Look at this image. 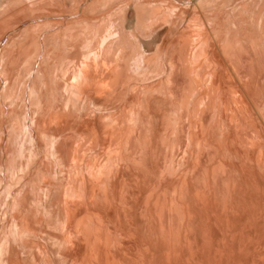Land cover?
Returning <instances> with one entry per match:
<instances>
[{
  "label": "bare ground",
  "instance_id": "obj_1",
  "mask_svg": "<svg viewBox=\"0 0 264 264\" xmlns=\"http://www.w3.org/2000/svg\"><path fill=\"white\" fill-rule=\"evenodd\" d=\"M3 1V3H4V0H2ZM2 1H1V3H2ZM7 1V0H6ZM5 1V2H6ZM9 1H11V0H9ZM8 1V2H9ZM33 1V0H32ZM31 1V4L33 3ZM38 0H36V1H34V2H37ZM40 1V0H39ZM47 1V0H46ZM46 1H45V5H43L44 4V1L41 3V5H43V6H45V7H50V6H52V7H57V9H60L61 11H59V12H54V11H50V12H47L45 9H43L44 11H42L41 13L42 14H39L38 16H36V14L34 15V16H32V13L30 14V15H28V16H24V13H25V8H26V5H27V7L30 5L29 3L28 4H25V3H23V4H21V5H23V7H25L24 9H23V7L22 6H19L20 4L19 3H16V2H19V0H15V3H13V5L15 4V6H13L12 5V7L13 8H9V6H8V10H7V12H9V13H11L10 15H11V17H10V19H9V16L10 15H8L9 13H3V12H0V17H4L5 16V19L4 18H0V21H1V19H4V21L6 20V19H8V20H14V19H17V18H19V16L21 17V15H23V19L21 20V21H19V22H16L15 23V25L11 28V30H10V32H7V33H5V29H8L9 27H8V25H10V23L8 24V22H7V26L5 25V22L4 21H1V22H4V23H2V24H4L6 27H3L4 28V30H3V32L5 33V34H3V33H1V36H0V53H2V52H5L6 54H4L3 55V53H2V57H0V80H3V81H5V83H7V84H9L8 86H10L11 85V83H12V85H13V80L14 79H16V80H18L17 79V75L18 74H20V70L23 68L24 69V67H25V63L26 64H28V62H30L32 59H34V57H36V52L38 51L39 52V50H41V48L43 47L42 46V44H41V42H42V39H44V38H42V35L40 34V33H43L42 31L44 30V27H47V25L49 26H51V24H53V25H58L57 27H55V29H52V32H53V30H56V28H57V31H62V30H59L61 27H62V29H64V32L66 31L67 32V34L68 35H72L71 37H73V34H76V36H74V38H72L71 40V42L69 41V39L68 38H66V40H65V45H66V41L67 42H70L69 44H67L68 45V47H67V49L65 48L66 46L62 43V42H60V43H62L61 45H63V47H61V49H63V50H68V53H69V51H71V53H70V55L66 52V51H63L64 53L66 52V54H68V58H67V55L65 56V54H64V56H60L62 59H63V57L64 58H66V59H68V62H70L69 64L71 65L72 63L71 62H74L72 65H75L74 67L76 68L77 66V73H75V71L73 72L72 70V72H73V78H71V80L74 82V83H76L77 84V86L79 87L80 85H82V83H81V79H82V81H83V83H84V87L82 86V89L81 90H83V92H84V90H85V92L87 93V91H92L93 90V92H94V95H95V97H91L90 95H89V93L88 94H86L85 92V94L86 95H88V99L89 98H92L91 100H90V102L92 103V105H94L93 107L94 108H98L99 106L101 107V106H103V107H105V108H99L101 111H102V109H104V111L106 110H108V111H110L108 108H110L111 107V111H113V107H112V99H113V96H117V97H115L114 99L116 100H118V99H120V100H122V101H125V100H123L124 98L123 97H127L128 96V94H127V92L125 91V93L127 94V96H126V94L124 93V88L126 87V86H128L129 87V84H130V82H128V80H131V79H133V77H140L144 72H145V69L152 63V61L155 59V56H156V54L157 53H159L158 51H156L157 53L155 54V52L153 53L152 52V49H151V51H149V49L147 48V47H149V46H151V44H155L156 45V50H161L160 48H159V46L160 45H158L157 44V40H158V42H159V39H157L158 37H159V33H160V30L159 29H161V28H156V29H154L153 31L151 30V32H148V30L147 29H149L150 30V28H148V27H146V28H143V27H145V24H146V22H147V20H150V19H152L153 17L154 18H156L157 17V15H158V13L160 14L161 12V10L159 11L158 10V4H159V1H157V0H146V1H140V0H127L128 1V3H127V1L125 2V1H123L124 2V4L125 3H127V5H124L123 7H122V9H121V7H119L121 10V12H122V14L121 13H118V14H121V16H122V21H121V19H120V17H115L114 15V17H112L111 18V16H109L108 17V14L112 11V10H110V12L108 13L107 11V13L106 12H103L102 10L104 9L103 7H105V5L103 4L102 6H100L101 4H99L98 5V3H101L102 1H103V3H104V0H79L80 2L79 3H77V5H76V7H75V9L71 12V11H69V12H66L65 13V11H64V8H65V10L66 9H68V8H66V2H68L69 0H63L64 2L63 3H61L60 1V3H58V2H56V3H54V4H52V2H48V4H46ZM74 1V0H73ZM107 1V0H106ZM112 1H115V0H112ZM116 1H119L120 2V0H116ZM122 1V0H121ZM162 2L161 3H163V0H161ZM166 1V0H165ZM169 1V0H168ZM212 0H170V2H169V5H171V6H169V7H171L170 9V12L172 13V15L174 14H176V13H173V11H177V8H182L181 10L179 9L178 11H180L179 12V15H181V17H183L184 15L183 14H185V16H186V18L185 19H188L187 21H193L194 22V25L192 26V27H194V26H196V27H198V26H200L199 28H201L202 30H201V33H206V37H205V34H204V39L205 38H209V37H211V35H212V33H214V32H212V30H214V29H212V28H214V22H215V24H216V21L218 20L216 17H214L213 18V21H211L212 19L211 18H209V19H211L210 21V23L212 24V28H210L209 26V30L211 31H207V28H206V25H208V24H206L207 22H209V19H207V16H205L206 17V19L208 20L207 22H205L204 21V19L202 18V12H204V14H205V12H211L214 8H212V6L214 7V5H212L211 6V3H214V1L213 2H211ZM220 1V0H219ZM223 1V0H222ZM231 1V0H230ZM236 1V0H235ZM239 1V0H238ZM241 1V0H240ZM246 1V0H245ZM252 1V0H251ZM259 1H261V6H262V8H261V10L260 9H258L257 10V8H256V6H255V12H257V11H259V12H257L256 14H258L259 13V17H257L258 19H256L255 17L256 16H254V20H255V22L253 21V23H256V20H258L257 22H258V26H259V29H257V30H260L262 33H259V32H257V30H254V32L256 31L257 33H259V34H257V35H255V34H251V32L250 31H248L247 33H244V32H246V30H249L250 28H248L247 29V27H246V30H245V28H244V30H241L240 32L242 33V34H240V36L241 35H243V33H244V36H241L242 38H241V40H240V38H239V36H236L238 33H237V31L236 30H238V32H239V30H240V28L243 26H238V28L239 29H232V30H234L236 33H233V31L231 32V33H233L232 35H230L228 38H225L223 41H222V46H220V47H215L217 44L214 42V44H215V46H214V44H213V47H211V46H209V47H211V49H213L214 47L215 48H217L216 50L214 49V50H212V51H209L211 54H212V56H213V60H212V63H211V69L209 70V68H208V66L206 67V68H208V70H209V72L207 71V77H208V80H207V82L204 80L205 78V74H204V72H205V69H204V71L201 69V67H196V68H190L189 67V65H187V61H189L190 59H192V58H194L193 56H196L197 55V53H199V50H201L200 48V46L202 45V43L204 42L203 40V38L201 37V39H203L202 41L203 42H201V45L200 44H198L197 42H198V40H200L199 38L197 39V41H195V39L194 38H192L191 37V39H190V36L189 35H184V34H179V37L178 36H175V35H177L176 33L177 32H175V37H178L177 38V41L176 42H173V44H172V46H171V48L170 49H165V48H167L166 46H165V48L163 49V51H162V54L163 55H165V57H167V62H169V64H170V67H171V70H170V72L168 71V73H166L165 75L163 74V76L165 77L164 78V81L166 80V84L168 83L169 84V87H170V89H169V92H170V96H172V100H171V104H170V107H167V109H165L164 111H161L160 110V113L158 112V111H156L157 110V108H156V110H154L155 112H158L157 114L156 113H154V111H153V109H154V104L156 105V106H159V105H157V103L158 102H160L161 101V99H157V101L158 102H156V96H154V98H155V100H154V98H153V100L151 101V99L152 98H150V97H153V96H150L149 98H150V100L149 99H147V97L149 96H147L146 98H144L143 96V98L138 94L140 91H137L136 92V94L135 95H132V96H129V98H128V100L129 99H131V103H130V107L128 106L129 104H127V107H128V109L129 110H131L132 111V117L133 116H135V115H133V111L135 110V111H137V113H140V114H138V115H140L139 117H140V120H139V117L137 116V113H136V118L135 119H137L139 122L138 123H136L137 122V120L135 121V124H138L137 126H136V128H133V129H130V127H127V124H126V117H127V113H128V111H127V109H123L122 108V103L120 102V100H118L120 103H118L119 105H115V103H117L118 101H116L115 102V100H114V103H113V106L116 108V106H121V109H123L122 111H121V109H120V111L119 112H115V114H112V112L110 113H108L109 114V118L110 119H107V121L108 120H111V122H109V124L112 126V131H111V134L108 136V132L107 131H103V134L105 135V137H106V142H107V144L106 145H108L110 142H112V144L114 145V146H112L111 147V149L112 150H110V152L112 151V153H114L115 154V152H113V150H116L117 148H115L114 149V147H115V145H116V143L117 144H119L118 142L119 141H121V140H123V141H125L126 142V147L128 148V151L127 152H129V156L132 158V160L134 159V162H136V160H135V158H136V156H137V154H139V152H140V154L139 155H141V157H142V155L143 154H141V152H143L141 149H143L144 148V150L146 151V150H148L152 155H153V157L154 158H151V157H149V155H147L150 159H154L155 160V169H156V171L158 170V171H160L161 169H162V163H161V161H162V159L164 158V160H169V162H170V165H171V161H173V159L176 157H179V159L180 160H176V163H174L173 164V166L175 165V164H179L177 161H180V162H182L181 161V158L184 160V158L183 157H181L180 158V156L179 155H181L180 154V151L182 152V151H184L189 145H191V146H193V145H195L196 147V149H192L193 151L194 150H196V154L194 155L193 153V155L195 156V160H196V163L194 162V160L192 161V163H194V167H193V164H192V167H190L189 166V159H185V160H188L187 161V163H186V161H184V163L183 164H185L186 163V165L188 164V168H189V170H192V172H191V175H190V172H189V170H188V172H189V175L188 176H190V179H189V183H190V186L189 187H186L187 185H188V178H185V174H186V169H188V168H186V165H185V167H183L184 165H182V169H179L180 170V172H181V170H183L184 168H185V174H182V173H184V171H182L180 174L182 175V178L181 177H178V178H181L182 179V184H183V181H184V183H185V180L187 181L186 183V186L185 185H181L182 187H180V186H178V188L180 189V190H178V188H176L177 187V185L175 184L174 186H176L175 188L172 186L173 184H171V186L175 189V190H173V188H172V190L173 191H176V190H178L179 192V197H180V203L178 204L177 203V201L179 200V197L177 198L176 196V198L178 199L177 201H174V202H172L171 201V203H173L172 205H170L171 207L169 208L168 207V203H167V199H166V191L168 190L167 188H166V190H164L163 192H161L160 190V192L159 193H156V196H154V197H156L155 198V200H153L154 201V203H151V205H153L154 207H155V209H156V213H157V218H159L160 219V222H158L159 221V219L157 220V218H154L155 220H156V222L157 223H161L160 224V226L162 227V229H160V230H163V231H161L162 233H164L165 234V246H164V253H163V259H162V255L159 257V255H157V254H155V256L158 258V260L156 261L157 263L160 261V259H162V260H164L163 262H162V264L164 263V264H175V262H174V259H176L177 257L181 260H179V259H177L178 261V263L179 264H181L180 262H182V260L184 259V261L186 262H184L185 264H222L223 262H227V264L229 263L228 261L229 260H231V262H233L234 261V264H259V260H258V258H256L255 257V255L256 254H258L259 256H262V255H264V0H259ZM12 2V1H11ZM20 2H25V0L24 1H22V0H20ZM78 2V1H77ZM123 2H121V3H123ZM167 2V1H166ZM211 2V3H210ZM217 2V1H216ZM226 2V1H225ZM254 2H256L255 4H257V3H259V2H257V0H254ZM2 3V4H3ZM27 3V2H26ZM70 3V2H69ZM73 3V2H72ZM74 3H76L75 1H74ZM73 3V4H74ZM106 3V2H105ZM110 3V2H109ZM112 3H114V2H112ZM120 3V4H121ZM171 3V4H170ZM208 3H210V5L208 4ZM229 3V6L230 5H232V4H230L231 2H228ZM227 3V4H228ZM234 3V2H233ZM251 3H253V1L251 2ZM7 4V3H6ZM19 4V5H18ZM38 4H40V2L38 3ZM49 4H51V5H49ZM97 4V6H100V7H102V8H100V10L103 12V13H106L107 14V16H106V18H108V19H110V20H107V21H111L113 18H119L118 20H120V22L117 20V19H114L115 21H116V23H111V24H113V26L110 24V22H107L108 24H110L111 26H109L108 24L106 25H104V22L106 21V20H104V22L101 20V19H103V18H100V16H101V13L99 12V8H98V11L97 12H99V17L97 16L98 15V13H95V9H91L92 7H94L95 5ZM118 4V3H117ZM119 4V5H120ZM167 4H168V2H167ZM221 4V3H220ZM227 4L225 5V4H222V5H224L225 7L227 6ZM243 4V3H242ZM242 4L241 5H239L238 4V7H240V6H242ZM246 4H248V5H250L249 4V2L248 3H246ZM260 4H257V5H260ZM8 5V4H7ZM18 7H17V6ZM33 5V7H31L30 8V6H29V9L30 10H32V8L34 9V8H38V6L35 4V6H34V4H32ZM46 5H48V6H46ZM68 5V4H67ZM108 5V4H107ZM106 5V7H109L110 5L112 6V4H110V5H108L107 6ZM119 5H116V6H119ZM160 5V4H159ZM164 5H166V4H164ZM206 5H208V6H211L210 8H212L211 10H209V8H207L208 6H206ZM219 4L217 3V6H218ZM221 5V6H222ZM244 5H245V3H244ZM2 6V5H1ZM1 6H0V8H1ZM11 6V5H10ZM37 6V7H36ZM74 5H72V7H73ZM122 6V5H121ZM161 6V5H160ZM159 6V7H160ZM167 6L168 5H166V8H167ZM205 6H206V8H205ZM228 6V8H230ZM236 6V5H235ZM246 6V5H245ZM244 6V8H246ZM260 6V7H261ZM4 7H6V6H4ZM18 8V10H21V11H17L18 13L17 14H13L14 13V11ZM19 7H21V8H19ZM42 7V6H41ZM68 7V6H67ZM72 7H70V8H72ZM96 7V6H95ZM94 7V8H95ZM131 7H133V9L135 10V18H136V21H137V25L138 26H140V27H142V29L144 30V31H142L141 29V31L142 32H140V30H138L137 31V33L139 34H137V33H135L136 32V30H134L133 29V31L132 32H130L131 30H132V28L133 27H131L130 25H129V28H131L129 31L127 30V27H126V22L128 21V16H129V13H130V11H131ZM223 7V6H222ZM222 7H221V9H218V11H220V10H224V9H222ZM232 7H234V5L233 6H231V8L230 9H232ZM237 7V6H236ZM237 7V8H238ZM243 7V6H242ZM258 7V6H257ZM16 8V9H15ZM51 8V7H50ZM114 8H116V7H114ZM163 8V7H162ZM218 8V7H217ZM217 8H215L216 10H217ZM227 8V9H228ZM244 8L243 9H241V7H240V9L241 10H244ZM249 8V7H248ZM248 8H246L247 10H246V13L245 14H247V12L249 11L250 12V10L254 13V8H250L249 10H248ZM13 11H11V10ZM29 9H27V11L29 10ZM88 9H90L91 11H89ZM112 9V8H111ZM167 9H169V8H167ZM214 9V10H215ZM234 9V8H233ZM2 10H5V8H2L1 9V11ZM29 10V11H30ZM70 10V9H69ZM87 10V12H88V14L90 13V12H92V13H95L94 14V16L96 15V18H89V17H85L84 16V12ZM118 10V9H117ZM215 10V11H216ZM229 10V9H228ZM257 10V11H256ZM6 11V10H5ZM67 11V10H66ZM109 11V10H108ZM114 11V10H113ZM119 11V12H120ZM159 11V12H158ZM183 13H182V12ZM225 11V10H224ZM238 11L239 10H236V11H234L235 13L237 12L238 13ZM35 12V11H34ZM116 12V11H115ZM166 12H167V10H166ZM223 12V11H222ZM234 12H230V13H234ZM251 12V13H252ZM1 13H3L4 14V16H1ZM16 13V12H15ZM91 13V14H92ZM165 13V12H164ZM180 13H182V14H180ZM216 13V12H215ZM214 13V14H215ZM218 13V12H217ZM220 13H221V11H220ZM224 13V12H223ZM241 12H239V14H240ZM251 13H249V15L251 16V21L253 20V17H252V15H251ZM6 14V15H5ZM12 14H13V16H12ZM29 14V13H28ZM91 14H90V16H91ZM114 14H116V13H114ZM133 13L131 12V15H132ZM167 15L169 14L168 12L166 13ZM210 13H208V15H209ZM213 14V13H212ZM239 14H238V17H240L239 16ZM242 14V13H241ZM240 14V15H241ZM244 14V15H245ZM25 15H26V13H25ZM103 15V14H102ZM162 15V17H164L163 16V14H161ZM161 15H160V17H161ZM177 15H178V12H177ZM176 15V16H177ZM206 15V14H205ZM223 15H225V13L223 14ZM230 15V17L232 18V16H231V14H229ZM232 15H234V14H232ZM6 16H7V18H6ZM87 16V15H86ZM89 16V15H88ZM93 16V15H92ZM104 16V15H103ZM176 16H175V20L173 19L172 21L174 22V21H177L176 20ZM234 16H236L237 17V15H234ZM246 16V15H245ZM245 16H242L241 15V18L243 19H245ZM132 17V16H131ZM166 17V16H165ZM168 17V16H167ZM170 17V16H169ZM168 17V18H169ZM174 17V16H173ZM204 17V16H203ZM224 17H226V16H223V19H224ZM248 17V15L246 16V18ZM105 18V19H106ZM153 18V19H154ZM168 18H160V21L161 20H163V21H166V19H168ZM178 18V17H177ZM227 18V17H226ZM250 18V17H249ZM172 19V18H171ZM179 19H183V18H179ZM185 19H183V21H185ZM205 19V20H206ZM217 19V20H216ZM237 19V18H236ZM248 19V18H247ZM114 20H112L113 22H114ZM169 20V19H168ZM167 20V22L169 23V21ZM215 20V21H214ZM226 20V19H225ZM239 20H241V19H238V21ZM248 20H250V19H248ZM7 21V20H6ZM182 21V22H183ZM222 21V20H221ZM233 21V20H232ZM231 21V22H232ZM236 21V20H235ZM234 21V22H235ZM242 21V20H241ZM245 21H247V20H244V22ZM0 22V23H1ZM71 22H74V24L72 23V27H74V28H76L75 26H76V24L75 23H77V26H79V24L81 25V24H83V23H86L87 25H88V23L89 24H94L93 26H95V28L94 27H92L93 29H94V31H93V29H89V28H87V30H90V31H92V32H94L93 34H95V31H96V38H95V36L92 34V33H90L91 35H92V39L93 38H95V41H94V48H93V41H92V39H91V41H88V40H90L89 39V37L88 36H90V34L87 36L86 35V33H83L84 35H85V37H88V39H86V41H88V43L90 44V49H89V51H88V53H92V54H94L93 55V57H91V56H85V59H83L82 60V57H83V55H85L86 54V52L84 53V52H82L83 50V48H81L84 44H82V46H81V44L80 43H82V39H81V42H79L80 40H78V38L80 37L79 36V34L78 33H81L82 34V29H80L81 28V26H83V25H81L80 27H78L77 28V30H76V32H73V30H74V28H71V25H70V23ZM91 22V23H90ZM118 22H119V25H118ZM129 22H130V20H129ZM134 22V21H133ZM192 22V23H193ZM213 22V23H212ZM230 22V23H231ZM249 22V21H248ZM172 23V22H171ZM220 23V22H219ZM218 23V24H219ZM229 23V22H228ZM238 22H235V24H237ZM242 23H243V21H242ZM250 23H252V22H250ZM249 23V24H250ZM1 24V25H2ZM128 24V23H127ZM132 25H133V23H131ZM149 24V23H148ZM154 24V23H153ZM158 24V23H157ZM163 24V23H162ZM166 24V23H165ZM176 24V23H175ZM182 24V23H181ZM181 24L179 23V25L181 26ZM184 24V23H183ZM218 24H216V26L218 25ZM221 24H222V22H221ZM246 24V23H245ZM244 24V25H245ZM0 25V26H1ZM3 25V26H4ZM43 25H46V26H43ZM75 25V26H74ZM168 25H171V24H168ZM178 25V24H177ZM210 25V24H209ZM220 25V24H219ZM218 25V26H219ZM229 25V24H228ZM232 25V24H231ZM231 25H229L228 26V28L230 29L231 27H234L233 25L231 26ZM240 25H241V22H240ZM253 25H255V24H253ZM41 26V27H40ZM42 26H43V30H42ZM86 26V25H85ZM118 26V27H117ZM128 26V25H127ZM148 26V25H147ZM173 26H174V24H173ZM180 26H178V27H180ZM183 26V25H182ZM217 26V27H218ZM222 26V25H221ZM248 26V25H247ZM249 26H251V25H249ZM257 26V27H258ZM37 27H40V31L38 30L37 32H35L34 30H36L37 29ZM60 27V28H59ZM90 27V26H89ZM90 27V28H91ZM113 27V30H111V28ZM157 27H159V26H157ZM167 27V26H166ZM170 27V26H169ZM171 27H172V25H171ZM185 27V26H184ZM190 27H191V24H190ZM255 27V26H254ZM59 28V29H58ZM83 28V27H82ZM138 28V27H137ZM162 28H165L164 27V25H163V27ZM175 28V27H174ZM177 28V27H176ZM175 28V29H176ZM225 28V27H224ZM227 28V27H226ZM228 28H227V30H228ZM237 28V27H236ZM251 28L253 29V26H251ZM47 29V28H46ZM48 29H49V27H48ZM85 29V28H84ZM172 29V28H171ZM212 29V30H211ZM216 29V28H215ZM222 29V28H221ZM220 29V30H221ZM2 30V27H0V31ZM51 30V29H50ZM74 30V31H75ZM82 32H81V31ZM86 30V29H85ZM86 30V31H87ZM162 30H164V29H162ZM186 30H188L189 31V28L188 29H186ZM194 30V29H193ZM223 30V29H222ZM226 30V31H227ZM90 31H88V32H90ZM159 31V32H158ZM169 31H171L170 30V28H169ZM176 31V30H175ZM182 31V30H181ZM200 31V30H199ZM215 31V30H214ZM40 32V33H39ZM49 32V30H47V33ZM52 32H49V33H52ZM85 32V31H84ZM161 32H163V31H161ZM172 32H174V31H172ZM172 32H170L171 34H172ZM179 32V31H178ZM190 32H192V31H190ZM194 32H195V30H194ZM207 32H209V33H211V35L209 34V33H207ZM216 32V31H215ZM217 32H219L218 30H217ZM215 33V34H218V33ZM223 32L224 31H222V34H223ZM229 32V30L227 31V33ZM250 32V33H249ZM48 33V34H49ZM54 33H56V32H54ZM53 33V34H54ZM61 33V32H60ZM60 33H58L57 32V34H60ZM73 33V34H72ZM106 33V34H105ZM151 33V34H150ZM169 33V34H170ZM226 33V32H225ZM226 33V34H227ZM253 33V32H252ZM3 34V35H2ZM11 34H13V35H11ZM44 34H45V32H44ZM43 34V35H44ZM57 34H55L56 36L55 37H57L58 38V40H59V37L57 36ZM61 34H63V33H61ZM137 34V35H136ZM167 34H168V32H167ZM200 34V33H199ZM202 34V35H203ZM215 34L214 35H212V36H215ZM236 34V35H235ZM14 35H15V37H16V35H19V39H20V37H21V40L20 41H17V44H15V41H13V43L11 42V40H9V38H10V36L12 37L13 36V38H15L14 37ZM46 35V34H45ZM44 35V36H45ZM64 35H65V33H64ZM161 35V34H160ZM197 35V34H196ZM210 35V36H209ZM223 35H225V34H223ZM222 35V36H223ZM239 35V34H238ZM49 36V35H48ZM79 36V37H78ZM112 36H115L116 38H115V41H114V37L113 38H110V37H112ZM138 36H140L139 38H138ZM172 36V35H171ZM191 36H193L192 34H191ZM199 36H201V35H199ZM47 36H45V38H46ZM69 37V36H68ZM70 37V38H71ZM91 37V36H90ZM218 37V36H217ZM81 38V37H80ZM164 38H165V36H164ZM174 38V37H173ZM213 37H211V40H214L215 38H213ZM222 38V37H221ZM56 39V38H55ZM62 39H64V37H62ZM77 39V40H76ZM84 39V38H83ZM85 39H84V41L83 42H86L85 41ZM106 39H107V41H106ZM160 39H161V37H160ZM172 39V38H171ZM12 40H14V39H12ZM17 40V39H16ZM47 40V39H46ZM50 40H52V38L50 39ZM143 40H144V42H143ZM170 40V39H169ZM206 40V39H205ZM221 40V39H220ZM44 41V40H43ZM52 41H54V40H52ZM63 41V40H62ZM74 41V42H73ZM106 41V44L105 45H103L104 44V42ZM197 43V44H194L195 42ZM214 41H216V40H214ZM243 41V42H242ZM58 42V41H57ZM56 42V44H58ZM76 42V43H75ZM79 42V43H78ZM46 43V42H45ZM60 43H59V45H60ZM71 43H72V45H71ZM73 43H74V45H73ZM169 43V42H168ZM205 43V42H204ZM217 43H218V41H217ZM241 43H242V45L244 44V46H241ZM12 44H14V45H12ZM43 44H44V42H43ZM116 46H115V45ZM145 44L147 45V47L145 46ZM169 44H171V43H169ZM221 44V43H220ZM70 45H71V47H70ZM92 45V46H91ZM114 45V46H113ZM166 45H168V44H166ZM218 45H219V43H218ZM51 46V45H50ZM55 46V45H54ZM65 46V47H64ZM96 46V47H95ZM204 46H206L207 47V45H206V43H205V45L203 44L202 45V47H204ZM246 46V47H245ZM44 47H45V44H44ZM48 47V46H47ZM51 47H53V46H51ZM57 47V46H56ZM56 47H55V49H56ZM59 47V46H58ZM70 47V48H69ZM117 48V52H115V55L112 57V56H110L111 54V50L113 49V51H114V48ZM5 48H7V50H5ZM69 48V49H68ZM116 48H115V50H116ZM44 49H46V48H44ZM48 49H51V50H48ZM48 49H46V50H44V51H47V54H48V51L51 53L52 51H54L55 49H54V47H53V49L52 48H48ZM108 49V50H107ZM111 49V50H110ZM154 49V48H153ZM210 49V48H209ZM208 49V50H209ZM210 49V50H211ZM103 50H105V52L107 51V53H105V52H103ZM110 50V51H109ZM56 51V50H55ZM57 51H58V49H57ZM112 51V52H113ZM204 51H206V50H204ZM108 52H110L109 54H108ZM61 53V52H60ZM61 53V54H62ZM84 53V54H83ZM209 53V54H210ZM43 54H45V53H43ZM43 54H41V55H43ZM47 54L46 55H43V58L45 57V56H47ZM60 54V55H61ZM62 54V55H63ZM208 54V55H209ZM110 57H109V56ZM159 55V54H158ZM206 55V53L204 54V56ZM160 56H162L161 55V52H160ZM202 56H203V54H202ZM55 57V56H54ZM91 57V58H90ZM42 58V57H41ZM40 58V59H41ZM43 58L41 59V63L43 62ZM50 58V57H49ZM161 58V57H160ZM160 58H158V59H160ZM210 58H211V56H210ZM157 60V59H156ZM194 60V59H193ZM202 60V59H201ZM206 60V59H205ZM209 60V59H208ZM211 60V59H210ZM35 61V60H34ZM33 61V62H34ZM46 61V59H44V62ZM48 61H50V59H48ZM48 61H47V65H49L48 67H50L49 69H51V67H53L54 65H51L50 66V64L48 63ZM51 61H55L54 60V58L53 59H51ZM59 61H61V60H59ZM159 61V60H158ZM163 61V60H162ZM192 61V60H191ZM190 61V62H191ZM56 62H58V61H55V63ZM66 62V61H65ZM155 62V61H154ZM203 62V61H202ZM38 63H40L39 61H38ZM54 63V62H53ZM52 63V64H53ZM61 63H63V60H62V62ZM75 63H77L78 65L76 66V64ZM157 63V62H156ZM162 63V62H161ZM166 63V62H165ZM165 63H163V64H165ZM210 63V62H209ZM33 64V66L31 67L30 65H26V66H28L29 67V69L27 70V72H25L26 74L22 77V80H23V82L22 83H20V84H22V85H20V87L21 86H23V84H24V86H25V82H24V80L26 79V80H28L27 78L29 77H31L30 78V81H29V93H30V96L32 95V94H34L35 93V95L36 94H39V91H38V93H36L37 92V90H38V88H36V85H39V84H35V83H37V79L38 78H40V79H42L43 77L44 78H46V80H47V74L45 75V73L44 72H47L49 69H48V67L47 68H45L46 70L43 72V70H41L42 71V76L41 77H38L37 78V76H36V74H35V76H36V80L34 81V78H33V75H34V73H35V70H34V67H35V63H32ZM57 64V63H56ZM68 64V65H69ZM158 64V63H157ZM167 64V63H166ZM189 64V63H188ZM40 64H38V66H39ZM42 65H45L44 63L43 64H41V66ZM46 65V66H47ZM60 65H62V64H60ZM69 65V67H72V66H70ZM156 65V64H155ZM159 65V64H158ZM158 65H156L157 67L156 68H158ZM209 65V64H208ZM150 66H152V65H150ZM149 66V67H150ZM166 66V65H165ZM164 66V67H165ZM66 68H67V65L65 66ZM169 67V68H170ZM31 68V69H30ZM38 68V67H37ZM42 68V67H41ZM55 68H56V66H55ZM58 68V67H57ZM74 68V69H75ZM151 68V67H150ZM162 68V67H161ZM160 68V69H161ZM27 69V68H26ZM48 69V70H47ZM65 69V68H64ZM166 69H167V67H166ZM57 70H59V72H61L60 71V68L59 69H57ZM66 70H68V69H66ZM158 70H159V68H158ZM164 70H165V68H164ZM207 70V69H206ZM50 71H53V69H51ZM50 71H48V72H50ZM55 71H56V69H55ZM71 71H69L68 70V72L70 73ZM156 71V70H155ZM154 71V72H155ZM161 71H162V69H161ZM203 71V72H202ZM37 72H39V70L37 71ZM58 72V74L56 75L55 74V76H56V82L54 83L53 81L54 80H51V82H53L54 83V85L56 86V87H53V85H52V87H53V89H50V92H53L55 89L54 88H56L57 89V91L58 90H61L62 89V87H64V89H66L65 88V86H66V84H62L61 83V81L59 82L58 80L60 79V80H62L61 79V77L63 76V75H66V71H64L63 72V70H62V73H63V75L61 76L60 75V73ZM159 72V71H158ZM157 72V73H158ZM31 73H33V75L32 76H30L31 75ZM40 73V72H39ZM51 73V72H50ZM50 73H49V75H50ZM149 73V72H148ZM40 74V75H41ZM144 74H146V73H144ZM29 75V76H28ZM67 75H68V73H67ZM91 75H93L92 77H90ZM153 75V74H152ZM22 76V75H21ZM28 76V77H27ZM51 76V75H50ZM52 76H53V74H52ZM68 76H70L71 77V75H68ZM88 76L90 77L89 79H87L88 78ZM95 76V77H94ZM144 76V75H143ZM198 76L201 78H204V79H200V78H198ZM16 77V78H15ZM27 77V78H26ZM70 77H68V78H70ZM147 77H148V75H147ZM146 77V78H147ZM157 77V76H156ZM155 77V78H156ZM162 77V76H161ZM49 78V77H48ZM63 78V77H62ZM65 79H67V77H64ZM141 78V77H140ZM143 78V77H142ZM146 78H145V80H146ZM155 78H154V80H155ZM159 78V77H158ZM163 78V77H162ZM21 79V78H20ZM152 79V78H151ZM64 80V79H63ZM70 80V81H71ZM136 80H140V79H136ZM144 82H145V80L144 79H142ZM150 80V79H149ZM156 80L158 81V79L156 78ZM155 80V81H156ZM13 81V82H12ZM41 81V80H40ZM39 81V82H40ZM43 81V80H42ZM48 81V80H47ZM50 81V80H49ZM65 81V80H64ZM69 81V79L67 80V82ZM133 81V80H132ZM154 81V82H155ZM66 82V81H65ZM134 83H136V82H139V81H136L135 82V80L133 81ZM144 82H143V84H144ZM146 82H148V81H146ZM151 82V80L149 81V83ZM159 82H161V83H163L162 81H159ZM4 83V84H5ZM15 83H16V85H18V83L15 81L14 82V85H15ZM50 83V82H49ZM129 83V84H128ZM132 83V82H131ZM133 83V84H134ZM141 83V82H140ZM148 83V84H149ZM165 83L163 84V86L165 85ZM0 84H1V82H0ZM42 84V83H41ZM40 84V85H41ZM46 84V83H45ZM45 84H43L42 86L44 87V85ZM52 84V83H51ZM146 84V83H145ZM13 85V86H14ZM71 85V84H70ZM88 85V86H87ZM98 85H99V87L100 88H102V89H100V90H98ZM142 85V84H141ZM159 83L157 82V83H154V84H151V85H149L148 87H147V91L149 92V91H158L160 88H159ZM23 86V87H24ZM51 85H49V87H50ZM92 88V90H91V88ZM132 86V85H131ZM134 86H135V84H134ZM162 86V87H163ZM6 87V86H5ZM11 87V86H10ZM19 87V88H20ZM48 86H47V84H46V88L45 89H47V88H49ZM70 87V86H69ZM93 87H95V89H97V90H95ZM161 87V88H162ZM166 87V86H165ZM168 87V86H167ZM168 87V88H169ZM1 88L2 87H0V90H1ZM4 88V87H3ZM2 88V89H3ZM9 87H6V90H9L8 89ZM51 88V87H50ZM68 88V87H67ZM90 88V89H89ZM129 88H131V87H129ZM128 88V89H129ZM16 89V92H18L19 93V91H17V86H15L14 87V90ZM41 89V88H40ZM76 89H78V91H79V89L80 88H76ZM136 90L138 89L139 90V88L137 87V88H135ZM163 89L164 88H162L161 90L163 91ZM166 89V88H165ZM164 89V90H165ZM6 90L4 91L5 93H6ZM11 90V89H10ZM19 90V89H18ZM22 90V87H21V89H20V91ZM43 90H44V88H43ZM47 90H49V89H47ZM51 90H53V91H51ZM80 90V92H81V95H79L78 97H80V96H82V94H84L82 91ZM108 90V91H107ZM125 90H127V88L125 89ZM167 90V89H166ZM166 90L164 91L165 93H166ZM13 91V90H12ZM11 91V92H12ZM41 91V90H40ZM69 91V90H68ZM100 91V92H99ZM103 91H105V94L108 92V96L106 97L105 95H103L104 93H102ZM135 91V90H134ZM144 91V90H143ZM1 92V91H0ZM8 92V91H7ZM15 92V93H16ZM45 92V91H44ZM47 92H49V91H47ZM50 92H49V94H50ZM62 92V91H61ZM66 92V91H65ZM70 92V91H69ZM75 92V91H74ZM77 92V91H76ZM75 92V93H76ZM96 92V93H95ZM129 92H130V90H129ZM132 92H133V90H132ZM142 92V91H141ZM140 92V93H141ZM146 92V91H145ZM145 92H144V95H145ZM160 92L161 91H159V94H160ZM164 92H163V94H164ZM10 93V92H9ZM13 93V95L15 94L14 92H12ZM17 93V94H18ZM43 93V92H42ZM41 93V94H42ZM55 92H53V94H54ZM135 93V92H134ZM150 93H152V92H150ZM149 93V94H150ZM8 94V93H7ZM20 94H21V92H20ZM20 94L19 95H14V96H16V97H18L17 99H15V100H21L20 102H21V104H23L24 102V98L22 99V98H20L21 96H20ZM44 94V93H43ZM42 94V95H43ZM53 94L51 95L52 96V98H50V99H53ZM58 94L59 95H61L60 94V92H58ZM57 94V95H58ZM64 94V93H63ZM62 94V95H63ZM77 94H80L79 92L77 93ZM85 94L83 95V98H85L84 96H85ZM93 94V93H92ZM103 95L102 97L100 96V95ZM146 94H147V92H146ZM159 94H158V96H159ZM162 94V93H161ZM160 94V95H161ZM10 95V94H9ZM24 95H26L27 96V88L25 87V94ZM29 95V94H28ZM48 95V94H47ZM55 95V94H54ZM61 95V96H62ZM68 95V94H67ZM107 95V94H106ZM125 95V96H124ZM152 95H154L153 93H152ZM156 95V94H155ZM165 95H167V94H165ZM1 97H2V92H1V95H0ZM7 96V95H6ZM26 96H25V98H26ZM29 96V97H30ZM50 96V97H51ZM56 96V95H55ZM63 96H66V93H65V95H63ZM62 96V97H63ZM97 96V97H96ZM0 97V100H2V98ZM3 97H4V94H3ZM9 97V96H8ZM38 97V96H37ZM40 97V96H39ZM43 97H46V96H44L43 95ZM47 97H49V96H47ZM57 97V96H56ZM61 97V98H62ZM67 97V96H66ZM66 97H64L65 99L64 100H66ZM71 97V96H70ZM87 97V96H86ZM99 97H101V98H103V99H101V98H99ZM166 97V96H165ZM164 97V98H165ZM169 97V96H168ZM4 98H6V97H4ZM3 98V99H4ZM9 98H12V100H14V98L13 97H11V95H10V97ZM8 98V99H9ZM83 98H81V100H84ZM127 98H125V99H127ZM160 98H161V96H160ZM40 99H42L41 100V102L43 101V98H41L40 97ZM45 99H49V98H45ZM45 99H44V101H45ZM73 99V98H72ZM88 99L87 100H85L84 101V103L86 102V104H87V101H88ZM168 99V98H167ZM171 99V98H170ZM169 99V100H170ZM23 100V101H22ZM25 100H27V99H25ZM35 100V99H34ZM36 100H37V98H36ZM55 100H56V98H55ZM59 100H62V99H60L59 98ZM67 100H68V98H67ZM78 100V99H77ZM165 100H166V98H165ZM7 99H5L3 102V104H5L6 105V103H7ZM11 101V100H10ZM9 101V102H10ZM57 101V100H56ZM75 101H76V98H75ZM74 100H72V105L71 104H69V109L70 108H72V106H74L75 104L73 103V102H75ZM150 101L153 103V102H155V103H153V106H151V103H150ZM6 102V103H5ZM8 102V103H9ZM33 102V101H32ZM35 102V101H34ZM46 102L47 101H45V105H46ZM49 102V101H48ZM50 102H51V100H50ZM49 102V103H50ZM53 103H55V101L53 100L52 101ZM60 101H58V103H59ZM62 102V101H61ZM60 102V103H61ZM65 102V101H64ZM66 102H68V101H66ZM65 102V103H66ZM83 102V101H82ZM89 102V101H88ZM90 102H89V104H90ZM126 102V101H125ZM1 103V102H0ZM12 103V102H11ZM14 103V102H13ZM12 103V104H13ZM15 103H17V101L15 102ZM13 104V105H16V104ZM38 103V102H37ZM40 103V102H39ZM42 103V104H43ZM53 103H50L51 105L53 104ZM57 102H56V104H58ZM59 103V104H60ZM63 103V102H62ZM61 103V104H62ZM76 103V102H75ZM77 103H79L78 101H77ZM84 103H81L82 105L84 104ZM32 103L30 102V105H31ZM74 104V105H73ZM89 104H87V107H89L88 105ZM125 105H126V103H124ZM159 104H161V103H159ZM2 105V104H1ZM24 105L26 106V104L24 103ZM32 105H34V104H32ZM39 105V104H38ZM44 105V106H45ZM63 105V107L65 108V105L66 104H62ZM61 105V106H62ZM125 105H124V108H125ZM189 105H191L190 107H189ZM25 106H23L24 108H25ZM55 106V105H54ZM60 106V105H59ZM60 106V107H61ZM164 106V105H163ZM169 106V105H168ZM1 107H3V105L1 106ZM11 108H13L14 106H10ZM10 107H7L6 106V108H10ZM16 107H18V106H16ZM20 107V106H19ZM29 107V106H28ZM30 107H32V106H30ZM43 107V106H42ZM46 107H47V105H46ZM62 107V108H63ZM75 107H77V105L75 106ZM106 107H108V108H106ZM116 108V109H119V108ZM162 108V106H159V108ZM165 107V106H164ZM188 107H189V109H188ZM4 108V107H3ZM5 108V109H6ZM51 108V107H50ZM53 108V107H52ZM58 107H56L55 109H57ZM63 108V109H64ZM93 108V109H94ZM23 109V108H22ZM26 109V108H25ZM28 109H30V108H28ZM54 109V110H55ZM66 109H67V107H66ZM65 109V110H66ZM68 109V110H69ZM76 109V108H75ZM83 109H85V108H83ZM90 109V108H89ZM31 110V109H30ZM33 110V109H32ZM31 110V111H32ZM37 110V109H36ZM65 110H64V112H65ZM73 110H74V108H73ZM100 110H98L97 109V113H98V111H100ZM0 111L2 112L3 110H2V108L0 109ZM6 111H9V109L8 110H6ZM19 111H20V109H19ZM23 111H24V109H23ZM58 111H60L59 110V108H58ZM81 111H83L84 112V110H81ZM89 111V110H88ZM87 110L85 111V112H88ZM94 111H96V109L94 110ZM100 111V112H101ZM131 111H129V112H131ZM0 112V113H1ZM25 112V111H24ZM61 112H63V110L61 109ZM66 112H67V110H66ZM72 113L73 111H70L69 110V113ZM103 112V111H102ZM114 112V111H113ZM13 113V112H12ZM12 113H10L9 112V117H10V114H12ZM19 113H22V114H24L23 112H19ZM39 113H40V111H39ZM70 113V114H71ZM95 113V112H94ZM199 113H200V115H199ZM6 114V113H5ZM22 114H19V116L22 118L21 119V122H20V129H19V133H17L15 136V138H14V136H13V140H11V138L9 137L8 139L6 138V136L7 135H5V132H2V131H0V132H2V135H0V264H16V260H15V254H16V249H15V246H13V242L14 241H16L17 240V238L16 237H18L19 238V236H21L23 233H25L26 234V231H28L29 229H31V224L33 223L32 221V217H34V215L35 216H37V213H36V211H35V214H33L32 213V211H30L29 213H28V211H29V206L32 204L31 202H30V193H31V191L29 190L30 189V187H28L27 189H26V186L25 187H23L22 188V190L21 191H19L16 195H15V193H16V189L14 190V189H12V187H13V185L11 184V183H9L8 182V180L10 181L11 179H8V178H10V176H18L17 178H21L19 175H21L19 172L20 171H22L23 173L25 172V171H27L28 169V167H29V165L34 161V157H35V154L36 153H38V151L40 150V149H42L43 150V147L45 146H47L48 147V149H50V146H52L53 147V145H55L54 146V150H53V154H54V157H56V158H59V160L61 161V165L62 166H67L68 165V159L70 158V156H71V160H72V156L74 157V158H76V153H77V159L79 158V155H80V153L81 152H83V150H84V148L87 146V144L89 143V141L90 140H92V138L91 137H94V135L92 136V135H89V136H91L90 138H88V135L86 134V138H88V139H84L83 137V139H84V142L81 144V143H79V144H81V145H79V146H77L78 145V142L77 143H75L74 142V140L76 141V138L74 139L73 137H76L77 136V133H76V135L75 136H73L72 138L71 137H61V135H63V134H61V135H56V133L58 132V130H60L61 129V124L62 125H64L65 127H72L73 129H75L76 130V127L75 126H73L72 125V119H69V117H71V116H68L67 115V113H65L66 115H67V117H62L63 119L61 120V117H59L60 119H59V121H60V123L58 124V130H56L55 128H50V127H46V126H44L43 124H41V121H38V119L36 118V114L37 113H33L32 112V114L30 113V111L28 110L27 111V114L26 115H22ZM72 114H75V112L74 113H72ZM81 114L83 115L84 113H82L81 112ZM100 113H98V115H99ZM105 114H107L106 112H105ZM104 113H103V115H105ZM1 115H3V113L1 114ZM0 115V116H1ZM14 115H15V113H14ZM40 115V114H39ZM95 115H96V113H95ZM102 115V114H101ZM100 115V116H101ZM84 116V115H83ZM83 116H82V118H83ZM86 116V115H85ZM97 116V115H96ZM130 116V115H129ZM6 117H7V115H6ZM12 117V116H11ZM15 117H16V115H15ZM15 117H13V119L15 118ZM24 117V118H23ZM88 117V116H87ZM199 117H200V119H199ZM1 119H2V117H0ZM3 118H4V116H3ZM93 118V117H92ZM105 118V117H104ZM12 119V118H11ZM12 119V120H13ZM94 119V118H93ZM128 119H129V117H128ZM194 119V120H193ZM195 119H196V121H195ZM11 120V121H12ZM131 120H133V119H131ZM154 120H156L155 121V123H154ZM4 121V120H3ZM8 121V120H7ZM106 121V120H105ZM128 121V124H129V120H127ZM9 122V121H8ZM13 122V121H12ZM77 123V122H76ZM103 122H101V126H102V128L104 129V128H106L107 127V125H105L104 123L102 124ZM132 123H134V122H132ZM139 123H140V125H139ZM1 124H2V122H1ZM7 124V123H6ZM10 124H11V122H10ZM81 124V123H80ZM88 124V123H87ZM3 125V124H2ZM1 125V126H2ZM8 125V124H7ZM83 125V124H82ZM86 125V124H85ZM132 125V124H131ZM131 125H129V126H131ZM4 126V125H3ZM80 126V125H79ZM179 126V127H178ZM93 127V126H92ZM133 127H135V126H133ZM1 128V127H0ZM3 128H5V130H6V127H3ZM131 128H132V126H131ZM1 130V129H0ZM4 130V129H3ZM4 130V131H5ZM14 130V129H13ZM71 130V129H70ZM77 130H78V128H77ZM95 130V129H94ZM15 131V130H14ZM70 132V131H69ZM68 132V133H69ZM72 132H74V131H72ZM91 132H93V131H91ZM7 133V132H6ZM12 133V132H11ZM15 133V132H14ZM66 133V132H65ZM80 133H82V132H80ZM94 133H96V132H94ZM93 134V133H92ZM123 134V135H122ZM96 136V135H95ZM97 136H98V131H97ZM8 137V136H7ZM78 137V136H77ZM99 137V136H98ZM125 137V139H122V138H124ZM97 138V137H96ZM110 138V139H109ZM74 139V140H73ZM99 139V138H98ZM97 139V140H98ZM108 139L110 140V141H108ZM100 140H101V138H100ZM83 141V140H82ZM79 142H80V139H79ZM99 142V141H98ZM125 142L123 143V142H121V143H123L124 145H125ZM14 143L16 144V148H17V150H15V148H14V151H16V154H15V156H14V158H12L13 156V152L14 151H11L12 153H10V150H6V148H4V147H8V144H13L14 145ZM121 143L119 144V145H121ZM47 144V145H46ZM12 145V146H13ZM98 145H99V143H98ZM105 145V146H106ZM11 146V147H12ZM43 146V147H42ZM77 146V148H79L78 150H77V152L75 151L76 149H75V147ZM92 147H90L89 146V148H93V145H91ZM11 147H9V148H11ZM15 147V146H14ZM94 147H95V145H94ZM117 147V146H116ZM121 147V146H120ZM123 147H125V146H123L122 145V147L121 148H123ZM87 148V147H86ZM88 148V149H89ZM118 148H119V146H118ZM120 148V149H121ZM146 148V149H145ZM194 148V147H193ZM70 149H71V154H70ZM119 149V150H120ZM125 149L126 148H124L123 149V154H124V156H125V158L127 157L126 156V154L125 153H127V152H125ZM51 150V149H50ZM87 150V149H86ZM191 150V151H192ZM28 151V153H29V155H31V157H32V159H29L28 157H26L25 159H27V163L25 164V163H22L21 161L24 159H22L21 160V157H23L22 156V152H27ZM148 151H146L147 152V154H150ZM188 151V150H187ZM191 151H189V152H191ZM32 152V153H31ZM40 152V151H39ZM50 152H52V151H50ZM110 152H108V154L110 153ZM188 152V153H189ZM31 153V154H30ZM84 153V155L82 154V158H83V156L85 157V153L86 152H83ZM111 153V154H112ZM117 153V152H116ZM120 153V152H119ZM144 153V152H143ZM183 153V152H182ZM187 153V154H188ZM12 154V155H11ZM21 155V157H20V162H17L18 160H17V158ZM113 154V155H114ZM122 154V153H121ZM150 154V155H151ZM23 155H25V154H23ZM189 155H191L190 153H189ZM189 155H187L190 159L192 158V157H190ZM26 156H27V154H26ZM47 156H51V155H47ZM102 156H106V154L105 155H102ZM101 156V157H102ZM123 156V155H122ZM123 156V157H124ZM192 156V155H191ZM97 157V156H96ZM106 157H108V156H106ZM110 157V156H109ZM108 157V158H109ZM139 156H137V158H138ZM186 157V156H185ZM81 158V157H80ZM105 158V157H104ZM108 158H107V164H108ZM115 158H118V156H117V154H116V157ZM125 158H122V159H124V161H125ZM130 158V159H131ZM25 159H24V161H25ZM111 159H112V157H111ZM110 159V160H111ZM119 159V158H118ZM117 159V160H118ZM121 159V158H120ZM126 159H128V161H129V158L127 157ZM143 158H141V160H142ZM31 160V161H30ZM38 161H39V158L37 159ZM74 160H76V159H74ZM84 160V159H83ZM85 160H87V156L85 157ZM101 160H102V158H101ZM104 160V159H103ZM105 160H106V158H105ZM104 160V161H105ZM116 159H114V162L116 163V164H118L116 161H115ZM141 160H139V158H138V160H137V164H138V161H141ZM152 160L150 161V162H152ZM175 160V159H174ZM89 161V160H88ZM88 161H87V163H88ZM99 161V160H98ZM119 161V160H118ZM145 161V160H144ZM144 161H143V163H144ZM37 162V161H36ZM40 162V161H39ZM122 162V161H121ZM127 162V161H126ZM130 162V161H129ZM134 162L132 163V164H134ZM191 162V161H190ZM18 163H20V164H18ZM22 163V164H21ZM43 163V162H42ZM48 163V162H47ZM81 163H83L82 161H81ZM80 163V165H82ZM101 163V162H100ZM104 163V162H103ZM111 163H113V162H111ZM128 163V162H127ZM131 163V162H130ZM129 163V165H132V164H130ZM141 163V162H140ZM79 164V163H78ZM77 164V165H78ZM105 164H106V162H105ZM142 164V163H141ZM140 164V165H141ZM41 165V164H40ZM42 165H46V167H49L50 166V163H49V165H47L46 164V161H45V163L44 164H42ZM111 165V164H110ZM109 165V166H110ZM113 165V164H112ZM135 165V167H136V164H134ZM139 165V164H138ZM137 165V166H138ZM145 165V164H144ZM154 165V164H153ZM165 165V164H164ZM179 165H181V164H179ZM32 166H33V164H32ZM69 166V165H68ZM82 166H85V161H84V165H82ZM81 166V167H82ZM94 166V165H93ZM92 166V167H93ZM98 166H99V164H98ZM101 166H103V169H104V164L102 165L101 164ZM114 166H115V164H114ZM117 166H119V165H117ZM117 166L114 168L113 166H112V168H113V170L114 169H118L117 168ZM172 166V165H171ZM42 167V166H41ZM51 167V166H50ZM49 167V168H50ZM91 167V168H92ZM131 168H133V166H130ZM142 167V165L140 166V168ZM151 167V166H150ZM175 167V166H174ZM178 166L176 165V168H177ZM181 167V166H180ZM179 167V168H180ZM22 168V170H20ZM30 168H31V166H30ZM48 168V169H49ZM100 168H102V167H100ZM99 168V169H100ZM110 168V167H109ZM193 168V169H192ZM27 169V170H26ZM35 169H36V167H35ZM48 169L46 170L47 172H48ZM52 169V168H51ZM80 170L82 169V170H84L83 169V167L82 168H79ZM98 169V168H97ZM102 169V170H103ZM135 169V168H134ZM138 169H139V166H138ZM146 169H147V171L148 172H146ZM151 169V168H150ZM169 169H170V166H169ZM172 169H175V168H172ZM133 170V169H132ZM175 170H177L178 171V168L177 169H175ZM54 171V170H53ZM100 171V170H99ZM111 171H112V169H111ZM115 171V170H114ZM137 167H136V171H135V173L136 174H138L137 173ZM143 171H145V172H140L138 175L140 176L141 174H143V175H145L144 177H140L142 180V182H143V180H145V182H146V179L147 178H145V177H147V175H148V178L150 177V175L151 174H149V170H148V168H144L143 167ZM173 171V170H172ZM51 172V171H50ZM49 172V173H50ZM85 172V171H84ZM91 172V171H90ZM90 172H88V174H90ZM94 173H95V171H93ZM97 172H98V170H97ZM108 172H109V170H108ZM134 172V171H133ZM19 173V174H18ZM23 173H22V175H23ZM46 173V172H45ZM94 173H92L91 172V175L92 174H94ZM102 173V174H101ZM100 174V177L101 176H103V177H106V176H104L103 175V173L105 174L106 172H101ZM114 175H115V173L114 172H112ZM146 173V174H145ZM148 173V174H147ZM170 173H172L171 171H170ZM175 173L176 172H173V175H175ZM47 174V173H46ZM51 174H52V172H51ZM98 174H99V172H98ZM108 174V173H107ZM111 174V173H110ZM113 174L111 175V176H113ZM177 174V173H176ZM188 174V173H187ZM25 175H26V173H25ZM24 175V176H25ZM43 175H45V174H43ZM91 175H90V178H91ZM137 175V176H138ZM172 175V177H174ZM35 176V175H34ZM46 176V175H45ZM88 176V175H87ZM94 176V175H93ZM97 176V175H96ZM116 176V175H115ZM122 176H123V174H122ZM152 176V175H151ZM183 176H184V178H185V180L183 179ZM89 177V176H88ZM95 177V176H94ZM108 177H109V175H108ZM107 177V178H108ZM154 177V176H153ZM12 178V177H11ZM27 178H29V177H27ZM112 178V177H111ZM113 178H114V176H113ZM112 178V179H113ZM133 178V177H132ZM134 178L135 179H138L139 180V178L137 177L136 178V176H134ZM145 178V179H144ZM151 178V177H150ZM155 178V177H154ZM177 178V177H176ZM51 179V178H50ZM53 179V178H52ZM51 179V180H52ZM115 179H116V177H115ZM115 179H113V180H115ZM124 179H125V177H124ZM157 179V178H156ZM13 180H14V177H13ZM13 180H12V183H13ZM15 180H16V177H15ZM14 180V181H15ZM32 180H33V178H32ZM32 180L30 181L31 183H32ZM42 180V179H41ZM93 180V179H92ZM147 180H151V179H147ZM173 180V179H172ZM179 180V179H178ZM17 181L19 182V180L17 179ZM24 181V180H23ZM27 181H29V180H27ZM118 182H119V179L117 180ZM121 181H123V179L121 180ZM120 181V183H123V182H121ZM126 181V180H125ZM169 181V180H168ZM17 182V183H18ZM38 182V181H37ZM37 182H35V183H37ZM57 182V181H56ZM92 182L93 181H91V184H92ZM118 182L117 183H115L114 185H112V188H113V186H116V184H118ZM142 182L140 183V180H139V182L137 181V183H140V185H141V188L143 189L142 190V193L143 192H145L144 193V195L145 196H148V197H150L151 196V194L153 193L152 191V193H150V191L149 190H151V185L149 186L148 185V183L146 184L145 182L143 183V184H146L144 187H145V189H144V187L142 186ZM147 182H149V181H147ZM152 182H153V185H154V180L152 181L151 180V184H152ZM157 182V181H156ZM171 182H174V180L173 181H171ZM180 182V183H181ZM39 183H40V181H39ZM42 183V182H41ZM54 183V182H53ZM120 183H119V186L118 187H120V186H122V184L120 185ZM125 183V182H124ZM131 183V182H130ZM129 183V184H130ZM133 183H134V181H133ZM136 183V182H135ZM135 184L136 186L138 185V184ZM168 183V182H167ZM19 184V183H18ZM21 184H22V182H21ZM20 184V185H21ZM26 184V183H25ZM90 184V185H91ZM97 184V183H96ZM128 184V183H127ZM150 184V183H149ZM28 185H29V183H28ZM27 185V186H28ZM33 185V184H32ZM55 185H56V183H55ZM55 185H54V187H55ZM92 185H95L94 184V182H93V184ZM149 186V188H148V186ZM180 185V184H179ZM31 186V185H30ZM35 186V185H34ZM43 186H45V184L43 185ZM134 186V185H133ZM135 186V187H136ZM139 186V185H138ZM136 187L137 189L136 190H138L139 192L141 191L140 189L141 188H139V187ZM158 187V185H154V187ZM21 187V186H20ZM36 187V186H35ZM49 187H50V185H49ZM48 187V188H49ZM93 187V186H92ZM96 187V186H95ZM135 187H134V189H135ZM146 187H147V190H146ZM155 187V188H156ZM45 188H47V187H45ZM66 188V187H65ZM117 188V186L116 187H114L113 188V190H115ZM130 188H132V185H130L129 186V188H128V191L127 192H125L124 194L126 195L128 192H129V189ZM139 188V189H138ZM38 189H39V187H37L36 188V191H38ZM92 189H94V188H92ZM118 189V188H117ZM121 189H122V187H121ZM121 189L119 188V190L121 191ZM133 189V188H132ZM132 189H130V191H132ZM149 189V190H148ZM153 189V188H152ZM158 189H160V188H158ZM157 189V190H158ZM18 190V189H17ZM34 190H35V188H34ZM34 190H33V192H34ZM54 190V189H53ZM67 191L68 190H70V188L69 189H66ZM77 190H79V188L77 189ZM84 190V189H83ZM96 190V188L94 189V191ZM136 190H135V192L134 193H136ZM149 191V195H146L147 194V192L146 191ZM30 191V192H29ZM42 191H45L46 192V189H44V190H42ZM94 191H92V193L94 192ZM111 191H112V189H111ZM120 191H118L119 192V198H120V203H121V205H122V207L126 204V201H128V200H124V198L122 199V197H120ZM172 191V192H173ZM64 192V191H63ZM71 191H69V193H70ZM75 192H76V190H75ZM81 192L83 193V191L81 190ZM114 191H112V192H109V193H111V195H113L112 193H113ZM116 192V191H115ZM138 192V194H140ZM38 193V192H37ZM65 193V192H64ZM64 193H62V195H64ZM71 193H74V191L73 192H71ZM86 193V192H85ZM95 193H97L96 191H95ZM95 193H93V194H95ZM133 192H132V194H134ZM174 193V195H175V192H173ZM173 193H172V197H173ZM176 193H177V191H176ZM39 194V193H38ZM51 194H53V196L51 197L50 196V198H52V200L53 199H55V194H57V192H56V190H55V193H51ZM89 194V193H88ZM91 194V193H90ZM116 194H117V192H116ZM123 194V195H124ZM130 193H128V195H126V196H124L125 198H127V196H131V194L129 195ZM168 194V193H167ZM60 195V193L58 192V196ZM62 195H60V201H58L57 199H55V201H58L57 203L59 204V206H60V202H62V201H64L63 200V198H61V196ZM67 195V196H66ZM66 198L67 197H69L70 196V194H67V192H66ZM72 195V194H71ZM74 195H76V193H74ZM73 195V196H74ZM96 195V194H95ZM95 195H93V196H89V197H91V199L93 198V197H95ZM144 195H141L140 194V196H138V197H140V198H138L137 197V195L135 194V196L138 198V199H136V197H135V200H133V201H135V204H136V206L135 207H137V200H138V206L140 205L142 208H143V205H142V202H143V200H144V202L146 201V199H147V197H143V199H142V201H141V198H142V196H144ZM153 195V194H152ZM154 195H155V193H154ZM171 195V194H170ZM177 195V194H176ZM32 196H33V194H32ZM34 196H35V194H34ZM57 196V197H58ZM72 196V198H74ZM97 196V195H96ZM122 196V195H121ZM43 197H44V195H43ZM54 197V198H53ZM56 197V198H57ZM82 197V196H81ZM84 197H85V199H87V197L85 196V194H84ZM84 197H83V199H84ZM109 197V196H108ZM152 197V196H151ZM171 197V198H172ZM32 198V197H31ZM35 199H36V196L34 197ZM48 198V197H47ZM50 198H48V199H50ZM71 197H69V198H67V200H68V202L70 201L69 199H70ZM71 198V199H72ZM97 198V197H96ZM95 198V199H96ZM114 198V197H113ZM112 198V199H113ZM131 198V197H130ZM146 198V199H145ZM171 198H170V200H171ZM44 199H45V197H44ZM94 199V200H95ZM154 199V198H153ZM174 199V198H173ZM172 199V200H173ZM37 200V199H36ZM46 200V199H45ZM100 200H101V197H100ZM117 200V199H116ZM131 200V201H132ZM139 200H140V202H139ZM148 200H149V198H148ZM148 200H147V202H148ZM74 201H75V199H74ZM96 201V200H95ZM123 201H125V202H123ZM153 202L152 201V199L150 198V200H149V202ZM50 202H52L51 200H50ZM70 202H73V200L72 201H70ZM86 202H88V201H86ZM85 201H84V205H85V203H86ZM111 202V201H110ZM115 202V201H114ZM198 202H202L203 203V205H204V209H202L201 207V205L200 206H198ZM47 203H49V200H48V202ZM62 203H64V202H62ZM65 203H67V202H65ZM64 203V204H65ZM94 203V202H93ZM96 203H97V201H96ZM101 203V202H100ZM116 203H119V202H117L116 201ZM124 203V204H123ZM146 203V202H145ZM37 204L39 205V207L38 208H40V204H39V201L37 202ZM42 204V203H41ZM57 204V205H58ZM133 204V203H132ZM149 204V203H148ZM148 204H146V206L148 205ZM44 205V204H43ZM50 205V204H49ZM56 206L55 204H54V200H53V202H52V205L51 206H49V207H52V206ZM67 205V204H66ZM65 205V206H66ZM69 205V204H68ZM119 205V204H118ZM120 205V206H121ZM127 205V204H126ZM45 206H47V205H45ZM53 206V207H54ZM61 206H63V205H61ZM60 206V207H61ZM87 204H86V207L84 208L85 210L86 209H88L89 210V206H88V208H87ZM102 206V205H101ZM113 206V205H112ZM111 206V207H112ZM36 207V208H37ZM49 207H45L44 209H48ZM58 207V206H57ZM58 208L59 210L60 209H62V212L60 213H57V218H58V216H64V215H62V213H63V210H65V209H63L64 208V206L62 207V208ZM67 208H69L70 206H66ZM65 207V208H66ZM114 207V206H113ZM125 207H130L131 208V206H125ZM124 207V208H125ZM153 207V208H154ZM42 208H43V206H42ZM71 208L72 207H70L69 208V210L68 211H70L71 210ZM121 208V207H120ZM120 208H117V210L118 209H120ZM129 208V209H130ZM148 208H149V205H148ZM152 208V206L150 207V210H152L153 209ZM34 209V208H33ZM50 209H52V208H50ZM58 209L56 210V212L58 211ZM83 209V211L85 212V210ZM92 209V208H91ZM113 209V208H112ZM112 209H110V213H111V211H112ZM115 209V208H114ZM128 209V210H129ZM132 209V208H131ZM131 209H130V211H131ZM138 209H139V211H138ZM147 209V208H146ZM55 210V209H54ZM53 210V211H54ZM74 210H77V209H75L74 208ZM88 210H86V211H88ZM95 211H97L98 212V210H96V208L94 209ZM104 210V209H103ZM116 210V209H115ZM117 210H116V212H117ZM121 210V209H120ZM135 211H136V213L137 212H139V215L142 213L141 211H140V207L138 208L137 207V209L135 208L134 209ZM143 210H145V207H144V209ZM149 210V209H148ZM180 210H182L181 212H183V214H187V217H185L186 219H187V223H185L186 221H184V223L183 224H185V227H183V229L185 228V230H182V226L181 225H183V224H181V221L183 220V218H181V216H182V214H180ZM44 211H46V210H44ZM43 211V212H44ZM93 211V210H92ZM95 211H94V213H95ZM122 211H123V208H122ZM122 211H118L117 213H114L113 215H111V219H109V220H112L111 221V224H110V226H113L114 225V229L116 228V229H118L119 228V232L118 231H116V232H118L119 234L118 235H121V233H123L124 234V232L122 231V230H120V228H122V227H120V226H123L125 223L124 222H126L127 224L126 225H129L130 223H128L129 221L128 220H124V222H123V225L122 224H120V225H118V228H117V226L115 227V224L117 225L119 222H118V220H115V222H114V219H115V217H116V219H117V214L119 213H121ZM126 211V209L124 210V212ZM134 211V212H135ZM42 212V213H43ZM84 212H82L83 214L82 215H84ZM91 212V211H90ZM96 212V213H97ZM106 209H105V211H104V215L106 214V213H108V216H109V212H106ZM113 212H115V211H113ZM129 212V211H128ZM133 211H131V213H132ZM133 212V213H134ZM141 212V213H140ZM144 212V211H143ZM145 212H146V210H145ZM150 214H151V211H148ZM155 212V211H154ZM52 213V212H51ZM70 213V215L72 214V215H74L72 212H69ZM79 213H80V211H79ZM90 216L92 215L91 213H89V212H87ZM93 213V212H92ZM93 213V220L91 221V219L89 218V215H87L88 216V218H89V223H90V221L92 222V224H91V227H90V225L88 224V225H86L85 227H86V231L88 230L89 232H91V230L95 227H92V225H93V221H94V223H95V220H96V213L94 214ZM123 213V212H122ZM121 213V214H122ZM135 213V214H136ZM29 214H30V216H32L31 217V220H30V216H29ZM32 214V215H31ZM60 214V215H59ZM65 214V213H64ZM81 214V213H80ZM99 214V213H98ZM116 214V215H115ZM118 214V215H119ZM120 214V215H121ZM130 214V212L128 213V215ZM154 213H153V210H152V215H153ZM46 215H47V213H46ZM50 213H49V216H47V217H50ZM65 215H67V214H65ZM70 215H68V216H66L67 217V219L68 220H70L71 222H72V218H73V216H70ZM95 215V216H94ZM107 215V214H106ZM115 215V217H112V216H114ZM123 215V217H124V214H122ZM125 215H127L126 213H125ZM131 215V214H130ZM137 215H138V213H137ZM137 215L135 216L136 218H137ZM138 215V216H139ZM145 215V214H144ZM192 215H193V217H192ZM59 217L60 218V220H65L64 218L62 219V217ZM75 216V215H74ZM108 216L106 217V218H108ZM132 217H130V219H132V218H135V217H133L134 216V214L133 215H131ZM186 216V215H185ZM38 217V216H37ZM44 217V216H43ZM51 217H52V215H51ZM81 217V216H80ZM95 217V218H94ZM99 217V216H98ZM155 217V216H154ZM184 217V216H183ZM189 217H191L190 219H188ZM36 218V217H35ZM45 218V217H44ZM84 218V217H83ZM101 218V220H103V218L102 217H100ZM99 218V219H100ZM109 218H110V216H109ZM121 218H122V216L119 218L120 219V222H121ZM128 218H129V216H128ZM127 218V219H128ZM136 218H135V220L134 219H132V220H130L131 221V223L133 224V222H135L136 223ZM196 218H198V220H196ZM80 219V218H79ZM79 219H78V221H79ZM95 219V220H94ZM98 218H97V220H99ZM122 219H124V218H122ZM126 219V218H125ZM141 218H140V216H139V224H140V221H142V219L140 220ZM144 219V218H143ZM181 219V220H180ZM37 220H38V218H37ZM37 220H35V221H37ZM45 220H48V219H45ZM52 220V219H51ZM83 220V219H82ZM100 220V221H101ZM107 220V219H106ZM134 220V221H133ZM35 221H34V223L33 224H35ZM42 221H44V220H42ZM41 221V222H42ZM50 220H48V222H49ZM55 221V220H54ZM59 221V220H58ZM58 221H57V223H58ZM69 221V222H70ZM86 221H87V219H86ZM133 221V222H132ZM144 221V220H143ZM32 222V223H31ZM68 222V221H67ZM80 222V221H79ZM79 222H78V224H79ZM82 222H84V221H81V223ZM104 221H102L101 222V224H104L103 223ZM117 222V223H116ZM121 222V223H122ZM145 222H147V221H145ZM150 222V221H149ZM44 223V222H43ZM42 223V224H43ZM59 223H60V221H59ZM58 223V224H59ZM62 223V222H61ZM88 223V222H87ZM100 223V222H99ZM110 223V222H109ZM114 223V224H113ZM141 223H143V224H140V226L142 227V228H146L147 226H144V224H146V223H144V222H141ZM151 223V222H150ZM65 224V223H64ZM63 224V225H64ZM69 224V223H68ZM77 224V223H76ZM82 224H85V223H82ZM82 224L80 225V226H82ZM107 224V223H106ZM113 224V225H112ZM149 224V223H148ZM152 224V223H151ZM150 224V225H151ZM156 224V223H155ZM155 224H154V226L153 227H155ZM187 224V225H186ZM45 225V224H44ZM44 225H43V227H44ZM53 225H55V223L53 224ZM53 225H51V226H53ZM62 224H59V226H61ZM95 225V224H94ZM108 225V224H107ZM131 225V224H130ZM136 225L138 226V223H136ZM135 225V226H136ZM147 225V224H146ZM156 225H158V224H156ZM46 226H47V224H46ZM45 226V227H46ZM102 227H103V225H101ZM104 226H105V224H104ZM132 226V225H131ZM135 226H133V227H135ZM136 226V227H137ZM149 226V225H148ZM152 226H149L148 227V229L150 228V227H152ZM43 227H41V229H43ZM56 227H58L57 225H56ZM66 226H64V228H65ZM74 227V226H73ZM89 227V229H91V230H89V229H87ZM101 227V228H102ZM124 227V226H123ZM127 227V226H126ZM130 227V226H129ZM133 227H132V229H133ZM140 227V228H141ZM159 227V226H158ZM160 227V228H161ZM53 228V227H52ZM55 228V227H54ZM63 228V229H64ZM77 226H76V231L78 232V230H77ZM81 228H83L84 229V226H82ZM81 228H79V229H81ZM104 228V227H103ZM131 228V227H130ZM139 228V227H138ZM138 228H136V229H138ZM143 229V231L144 230H146L147 231V229ZM157 228V227H156ZM155 228V229H156ZM46 229V228H45ZM57 229V228H56ZM124 229H128V228H124ZM152 229V228H151ZM47 230V229H46ZM49 230H51V228L49 227ZM58 230V229H57ZM56 230V231H57ZM95 230V229H94ZM52 231V230H51ZM66 231V230H65ZM80 231V230H79ZM82 231V233L84 234L85 233V229H84V231L83 230H81ZM88 231H87V233H88ZM109 231H111V229H109ZM131 229H129L128 231L126 230V235H124L125 236V238H128V236H127V234L129 235V233L131 234ZM135 232H136V230H134ZM146 231H144V232H141V233H143V235H144V237H143V235H141V234H139V235H137L140 231H138L137 230V233H136V235L137 236H142L141 238H143L142 240H144V238H145V235H146ZM152 231V233L153 232H155L156 233V236H157V239H158V235L161 233H159V229H157L156 231L154 230V229H152L151 230ZM41 232V231H40ZM49 232V231H48ZM48 232H47V234H48ZM58 232H59V230H58ZM63 233L62 234H64V231H62ZM72 232V231H71ZM102 233L104 232V231H101ZM115 232V231H114ZM114 232H112L113 234H114ZM116 232H115V234H116ZM157 232H158V234H157ZM57 233V232H56ZM93 233V232H92ZM102 233H100L99 234V232H98V235H100L99 237H101L102 236ZM151 233V234H152ZM154 233V234H155ZM162 233H161V235H162ZM28 234V238L30 237L29 235L31 234V233H27ZM26 234V235H27ZM58 234V233H57ZM78 234H80L79 232H78ZM82 234V235H83ZM89 234H91V233H88V236H89ZM106 234V233H105ZM107 234H108V232H107ZM111 234V233H110ZM148 234H150V232L148 233ZM148 234H147V236H148ZM150 234V235H151ZM154 234H152L153 236H154ZM163 234V235H164ZM44 235V234H43ZM65 235H66V233H65ZM94 235V234H93ZM131 235H133V238H131ZM131 235H129V238L128 239H134V241H135V237L136 236H134V233L133 234H131ZM23 236H24V234H23ZM42 236V235H41ZM63 236V235H62ZM67 236V235H66ZM78 236H80V235H78ZM105 236V235H104ZM124 236H122L123 237V239H124ZM146 236V237H147ZM27 237V236H26ZM37 237V236H36ZM39 237V236H38ZM69 237V236H68ZM67 237V238H68ZM85 237V235L83 236V238ZM87 237V236H86ZM110 237H112V236H110ZM162 237V236H161ZM164 237H163V239H164ZM31 238V237H30ZM34 238V237H33ZM41 238V237H40ZM45 238H48V237H46L45 236ZM66 238V237H65ZM66 238V239H67ZM70 238V237H69ZM73 238H74V236H73ZM97 238V237H96ZM102 238V237H101ZM101 238H99L100 240H101ZM105 238V237H104ZM117 238V237H116ZM136 238H138V237H136ZM150 238H152V236H149V241H150V245H152L151 243H152V241L151 240H153V238L150 240ZM16 239V240H15ZM26 239V238H25ZM35 239V238H34ZM50 239V238H49ZM48 239V240H49ZM77 239V238H76ZM75 239V240H76ZM86 240H87V238H85ZM92 239V238H91ZM94 239V238H93ZM109 239V238H108ZM112 239V238H111ZM110 239V240H111ZM120 239H121V237H120ZM140 239V238H139ZM139 239H137L138 241H140V242H133L132 244L134 245L135 243L137 244V245H139V244H144L145 246H150L149 244H147L149 241H146V238H145V240L144 241H142L141 242V240H139ZM148 239V238H147ZM156 239V238H155ZM154 239V241H156ZM161 240H162V238H160ZM160 239H158V240H160ZM20 240V239H19ZM31 240H32V238H31ZM39 240V239H38ZM41 240H42V238H41ZM54 240V239H53ZM57 240V239H56ZM71 240V239H70ZM78 240V239H77ZM84 240V239H83ZM102 240H104L103 238H102ZM101 240V241H102ZM125 240V239H124ZM131 240V241H132ZM157 240V241H158ZM28 241V240H27ZM26 241V242H27ZM43 241V240H42ZM45 241V240H44ZM52 241V240H51ZM55 241V240H54ZM54 241H52L53 243H54ZM59 241V240H58ZM71 241H74V240H71ZM70 241V242H71ZM89 241V240H88ZM105 241V240H104ZM126 241V240H125ZM145 241L147 242L146 244H145ZM157 241L156 242H154V244H156L157 243ZM164 241V240H163ZM17 242V241H16ZM16 242H14V243H16ZM21 242V241H20ZM24 242V241H23ZM23 242H22V244H23ZM40 242V241H39ZM38 242V243H39ZM50 241H48L47 242V239H46V243L48 244ZM60 242H61V240H60ZM60 242H57L56 244H58V246L60 245V247H62L63 245V243L61 244ZM74 242H76V241H74ZM91 242V241H90ZM106 242H107V240H106ZM128 242V241H127ZM126 242V243H127ZM162 242V241H161ZM161 242H159L158 241V244L160 243L161 244ZM32 244L34 243V242H31ZM30 243V244H31ZM45 243V242H44ZM53 243H51L50 242V244H48L49 246V251L51 250L50 248H51V246H52V244ZM60 243V244H59ZM77 243V242H76ZM85 243H87L86 241H85ZM89 243V242H88ZM92 243H93V241H92ZM91 243V244H92ZM97 243V242H96ZM114 243H116V242H114ZM130 243V242H129ZM139 243V244H138ZM164 243V242H163ZM17 244V246H19L18 245V242L16 243ZM15 244V245H16ZM29 244V245H30ZM31 244V245H32ZM36 244H37V242H36ZM47 244H46V248H47ZM66 244H68V243H66ZM90 244V243H89ZM88 244V245H89ZM99 244L101 245V244H103V241H102V243H100L99 242ZM121 244H124V242H122L121 241ZM157 244V245H158ZM20 245H21V243H20ZM29 245H27L28 246V248H30L29 247ZM30 245V246H31ZM62 245V246H61ZM71 245V244H70ZM87 245V244H86ZM100 245H97V246H99V247H103V246H100ZM107 246H108V244H106ZM129 244H124V245H122L123 247L125 246V249H126V246H128ZM136 245V246H137ZM140 245V249L141 248H143L144 249V246L142 247ZM23 246V245H22ZM24 246H26V244L24 245ZM23 246V247H24ZM27 246H26V248L25 249H27ZM34 246V245H33ZM36 246V245H35ZM54 246V245H53ZM57 245H55L52 249H54L55 247H56ZM77 246V245H76ZM90 246V245H89ZM89 246H86V247H89ZM97 246H96V248H97ZM130 246H131V244H130ZM155 246V252H154V247L153 246H150V247H152V248H150V247H148L149 249H151V250H149L150 251V253H151V255H153V259H155L156 260V257L154 256V254L153 253H156V250L158 251V247H157V249H156V245H154ZM19 247H21V246H19ZM18 247V248H19ZM22 247V248H23ZM41 247V246H40ZM43 247V246H42ZM44 247H45V245H44ZM44 247H43V249H44ZM78 247V246H77ZM110 247H111V245H110ZM113 247V246H112ZM115 247H120V244H117V246H115ZM123 247H121V248H123ZM129 247V246H128ZM127 247V248H128ZM17 248V249H18ZM33 247H31V249H32ZM39 248V247H38ZM58 247H56V249H57ZM90 248H92V245H91V247ZM90 248H89V253L91 252V254L93 255L94 253H93V251H94V249L93 250H91L90 251ZM133 248V247H132ZM21 249V248H20ZM34 249V248H33ZM62 249V248H61ZM61 249L59 248V249H57V252H59L58 250H60L61 251ZM78 249V248H77ZM98 249H100V248H98ZM103 249H105V247H103ZM107 249V248H106ZM115 249H118V248H115ZM120 249V248H119ZM129 249V248H128ZM127 249V250H128ZM140 249H137V247H136V250H138V251H141ZM146 249H147V247H146ZM145 249V250H146ZM19 250V249H18ZM28 250V249H27ZM27 250L25 251V252H27ZM37 250V249H36ZM38 250H40V249H38ZM123 249H121V251H122ZM21 251H22V249H21ZM23 251H24V249H23ZM23 251H22V253H23ZM30 253H31V251L30 250H28ZM34 251V250H33ZM46 251V250H45ZM74 251H75V249H74ZM96 251V250H95ZM103 251V250H102ZM111 251V250H110ZM117 251H119V250H117ZM121 251H120V258H122V256H123V258L124 257H126V250H125V252L123 251V253H121ZM130 251V250H129ZM147 251V250H146ZM149 251H148V257H149ZM151 251H153V252H151ZM37 252V251H36ZM39 252V251H38ZM43 252V251H42ZM52 252H55V251H53V250H51V253ZM99 252H101V251H99ZM99 252H98V254L97 255H100L101 254V256H99L100 257V260H99V258H97L96 256H95V258H97L98 260L97 261H99V263H97L96 262V259L94 258V261H93V259L92 258H90V257H93V256H91V255H89V261H92V263L94 264V262H96L97 264H102V262H104V260H105V255H102V253L104 252H102V253H100L99 254ZM131 252V251H130ZM136 252V251H135ZM142 252H144L143 250H142ZM6 253H8V255L6 254ZM22 253H19V251H18V255L20 256V254L21 255H23ZM30 253H25L24 255H26V254H28V256H29V254ZM33 253V252H32ZM46 253V252H45ZM45 253H43V254H45ZM60 253V252H59ZM71 253V252H70ZM86 253V252H85ZM116 254H117V252H115ZM126 253V254H125ZM136 253H138V255H139V252H136ZM136 253H134L133 252V254L134 255H137ZM161 253V252H160ZM39 254V253H38ZM37 254V255H38ZM58 255V253H54L53 254V258L52 259H54V257H58V256H56V255ZM104 254V253H103ZM115 254V255H116ZM119 254V253H118ZM117 254V255H118ZM123 254H125V255H123ZM132 254V255H133ZM143 254V253H142ZM145 254V256H146V254H147V252H145L144 253ZM143 254V255H144ZM5 255H7V256H5ZM40 255H42V254H40ZM46 255H48V254H46ZM50 255V254H49ZM55 255V256H54ZM72 255V254H71ZM95 255H96V253H95ZM115 255H114V257H115ZM122 255V256H121ZM129 255V256H128ZM127 255V258H125V260H124V262L126 261V259L128 260V258L129 257H131V255L130 254H128ZM138 255H137V257H138ZM142 255V256H143ZM151 255H150V257L149 258H151ZM32 256V255H31ZM52 256V255H51ZM85 256H87V258H88V255L86 254ZM22 257V256H21ZM20 257V258H21ZM35 257V254H33V257H32V259ZM38 257H40L39 255H38ZM42 257V256H41ZM40 257V258H41ZM50 257V256H49ZM60 257L61 256H59V260H57V258L55 259V261L57 262V261H60ZM63 257V256H62ZM78 257H79V255H78ZM118 257V256H117ZM144 257V256H143ZM143 257H142V259H143ZM155 257V258H154ZM264 257V256H263ZM20 258H18V259H20ZM30 258V257H29ZM40 258L38 259V262H39V260H40ZM44 258H46V256L44 255ZM65 259H66V257H64ZM74 258V257H73ZM86 258V257H85ZM102 258H104V260L103 261H101V259ZM116 258V257H115ZM123 258H122V262H123ZM134 258V257H133ZM141 258V257H140ZM255 258V260H256V262L253 260ZM260 258V257H259ZM17 259V258H16ZM32 259H29L30 261H29V263L31 264H34V263H36L37 264V257L36 258H34V259H36L35 261L36 262H34L33 263V261L31 262V260ZM47 259H48V256H47ZM65 259H62L61 258V260H65ZM78 258L76 257V260H77ZM83 259V258H82ZM92 259V260H91ZM111 259V258H110ZM110 259H109V261H110ZM131 259H132V257H131ZM263 259V261H264V258H262ZM22 260V259H21ZM25 260V263H26V260H28V258L26 259H24ZM43 260V259H42ZM48 260H50V263H51V259H48ZM75 260V259H74ZM86 260V259H85ZM84 260V261H85ZM86 261V264H87V262H89V261ZM114 260V259H113ZM118 260H120L119 258H118ZM134 260H135V258H134ZM136 260H138V259H136ZM151 260V259H150ZM161 260V261H162ZM18 261H20V260H18ZM17 261V262H18ZM54 261V262H55ZM116 261H117V259H116ZM132 261H133V259H132ZM146 261H148L147 259H146ZM153 261V260H152ZM180 261V262H179ZM41 262V261H40ZM43 262H46V261H43ZM53 262V261H52ZM113 262V261H112ZM121 264H122V262L121 261H119ZM138 262H140V260H138ZM155 262V261H154ZM206 262V263H205ZM47 264L49 263V262H46ZM49 263V264H50ZM75 264H76V261L74 262ZM79 264H83V263H85V262H78ZM90 264H91V262H89ZM114 263H116L115 261H114ZM128 263V262H127ZM133 263H134V261H133ZM132 262L131 263H128V264H133ZM137 263V261H135V263L134 264H136ZM183 263V264H184ZM18 264V263H17ZM24 264V263H23ZM39 264V263H38ZM41 264V263H40ZM53 264V263H52ZM57 264H60V263H57ZM103 264H106V263H103ZM118 264V263H117ZM125 264V263H124ZM149 264V263H148ZM154 264V263H153ZM233 264V263H232ZM263 264H264V262H263Z\"/></svg>",
  "mask_w": 264,
  "mask_h": 264
},
{
  "label": "rangeland",
  "instance_id": "obj_2",
  "mask_svg": "<svg viewBox=\"0 0 264 264\" xmlns=\"http://www.w3.org/2000/svg\"><path fill=\"white\" fill-rule=\"evenodd\" d=\"M1 1L2 0H0V6H1V8H0V12H7V10L11 7V8H13L12 7V5H13V3H15V0H11V1H9V0H4V3H3V1H2V3H1ZM6 1V2H5ZM9 1V2H8ZM17 1V0H16ZM22 1H24V0H22ZM31 1L32 0H25V2H20V0H19V2H16V3H21V4H23V3H25V4H30L29 6H30V8L31 7H33V5L32 4H34V6H35V4L38 6V8H32V10H30L29 9V6L27 7V5H26V8L25 7H23V5H19V6H22L23 7V9L25 8V13H26V15H25V13H24V16L26 17V16H28V15H30L31 13H32V16H34L35 14H36V16H38L39 14H42L41 12L42 11H44L43 9H45L47 12H50V11H54V12H59V11H61L60 9H57V7H52V6H50V7H45V6H43V5H45V1L46 0H38L37 2H34V1H36V0H33L32 2V4H31ZM44 1V4L42 3ZM60 0H47L46 1V4H48V2L50 3V2H52V4H54V3H56V2H58V3H60L61 1V3H63L64 1L63 0H61L60 2H59ZM74 1L76 2V3H74ZM69 0L68 2H66V8H68V9H66L65 10V8H64V11H65V13L66 12H69V11H73L74 9H75V7H76V5H77V3H79L80 1L79 0ZM78 1V2H77ZM82 1V0H81ZM123 1H125V0H120V2L119 1H112V0H104V3H103V1L101 2V3H98V5L99 4H101L100 6H102L103 4L105 5H110V4H112V6L110 5L109 7H106V5H105V7H103L104 9L102 10L103 12H110V10H112L109 14H108V17L109 16H111V18L112 17H120L121 16V14H122V12L120 11L121 9H122V7L124 6V5H127V3H128V1H127V3H125L124 4V2ZM125 1V2H126ZM141 2L143 1H146V0H140ZM148 1V0H147ZM157 1H159V4L161 5H159L158 4V10L161 12L160 14L158 13V15H157V17L156 18H152V19H150V20H147V22H146V24H145V27H143V28H146V27H148V28H150V30L149 29H147L148 30V32H151V30L153 31L154 29H156V28H161V29H159L160 30V33H159V37L157 38V39H159V42H158V40H157V44L158 45H160L159 46V48L161 49V50H156L157 48H156V45L155 44H151V46H149V47H147V45L145 44V46L149 49V51H151V49H152V52L154 53L155 52V54L157 53L156 51H160L161 52V55L162 56H160V52L159 53H157L156 54V56H155V59L152 61V63L150 64V65H152V66H148L146 69H145V72L144 73H146V74H142L140 77H133V79H131V80H128V82H130V84H129V87H131V88H129L128 86H126L123 90H124V93H125V91L127 92V94H128V96H127V94H126V96L129 98V96H132V95H135L136 94V92L137 91H142L141 93L139 92L138 94L142 97H144V98H146L148 95V97H147V99H149L150 100V98H152L151 99V101L153 100V98H154V96H156L157 98H156V102H158L157 101V99H161V101L160 102H158L157 103V105H159V106H162V108L160 107L159 108V106H156L155 104V102H153V103H155L154 104V106H153V103L150 101V103H151V106H153L154 107V109H153V111L154 110H156V108H157V110L156 111H158L159 113H160V110L161 111H164L165 109H167V107H170V104H171V100H172V96H170V92H169V89H170V87H169V84L167 83H165L166 82V80L164 81V76H163V74L165 75L166 73H168V71L170 72V70H171V67H170V64H169V62H167V57H165V55H163L162 54V51H163V49L165 48V46L167 47V48H165V49H170L171 48V46H172V44H173V42H176L177 41V38L179 37V34H184V35H189L190 36V39H191V37L192 38H194L195 39V41H197V39L199 38L200 40H198V44H200L201 45V42H205L206 43V45H207V47L206 46H204V47H202V45L204 44L205 45V43L203 42L202 43V45L200 46L201 48V50H199V53H197V55L196 56H193L194 58H192V59H190L189 61H187V65H189V67L190 68H196V67H201V69L204 71V69L208 66V68H209V70L211 69V63H212V60H213V56H212V54L214 53L212 50H216L218 47H220V46H222L223 44H222V41L225 39V38H228L230 35H232L233 33H236L234 30H232V29H239L238 28V26L240 27V26H242L241 28H240V30H239V32H238V30H236L237 31V33L239 34H235L236 36H239V38H240V40H241V36H244V33H247L248 31H250L251 32V34H255V35H257V34H259V33H262L260 30H257V29H259V24H258V20H256V23L258 24H256V23H253V21L255 22V18L256 19H258L257 17H259V11L261 10V8H262V6H261V1H259V0H257V2H259V3H257V4H260V5H257V4H255L256 2H254V0H252L253 1V3H251L252 1L251 0H212L211 2H213L214 1V3H211V6L212 5H214V7L212 6V8H217V10L215 11L214 9L211 11V12H208V13H210L209 15H208V13L207 12H205V14H204V12H202V15L204 16H202V18L204 19V21L205 22H207L208 20L207 19H209V18H211V19H209V22H207L206 24H208V25H206V28H207V31H210L208 28L210 27V28H212L213 26H214V28H212V29H214L216 32H217V30L219 31V32H217L218 34H215L216 32L214 31V30H212V32H214V33H212V35H214L215 34V36H212L211 35V33H209V32H207V33H209L210 35H211V37H213V38H215L214 40H216V41H214V40H211V37H209V38H205L204 39V34H205V37H206V33H201V28H199L200 26H198V27H196V26H194V27H192L193 25H194V22L193 21H187L188 19H185L186 18V16H185V14H183L184 16L183 17H181V15H179V12L180 11H178L179 9L181 10L182 8H177V11L175 12V11H173V13H176L175 15L173 14L172 15V13L170 12V8L172 7L171 5H169V2H170V0L168 1V0H166L167 2H168V4H167V2L165 1V0H163V3H161L162 1L161 0H157ZM217 1V2H216ZM226 1V2H225ZM27 2V3H26ZM40 2V4H38ZM70 2V3H69ZM74 4H73V3ZM106 2V3H105ZM110 2V3H109ZM112 2H114V3H112ZM121 2H123V3H121ZM228 2H231L230 4H232V5H230L229 6V3ZM234 2V3H233ZM249 2V4L250 5H248V4H246V3H248ZM8 5H7V4ZM15 3V4H16ZM41 3L43 4V5H41ZM60 3V4H61ZM118 3V4H117ZM121 3V4H120ZM210 3H208L209 5H210ZM217 3L219 4L218 6H217ZM221 3V4H220ZM228 3V4H227ZM243 3V4H242ZM244 3H245V5L247 6H245L244 5ZM15 4L13 5V6H15ZM68 4V5H67ZM120 4V5H119ZM164 4H166V5H168L167 6V8H169V9H167L166 8V5H164ZM171 4V3H170ZM222 4H227V6L225 7L224 5H222ZM238 4L239 5H241L242 4V6H240L241 7V9H243L244 8V6L246 7V8H248V10L250 9V8H254V13L250 10V12L248 11L247 12V14H245L246 13V8H244V10H241L240 9V7H238ZM11 5V6H10ZM49 5H51V4H49ZM72 5H74L73 7H72ZM107 5V6H108ZM116 5H119V6H116ZM122 5V6H121ZM223 7H222V6ZM234 5V7H232V9H230L231 8V6H233ZM238 7H236V6ZM4 6H6V7H4ZM8 6H9V8H8ZM17 6V5H16ZM36 6V7H37ZM42 6V7H41ZM46 6H48V5H46ZM68 6V7H67ZM96 6V7H95ZM94 7H92L91 9H95L94 11H95V13H98V17H99V12L101 13V16H100V18H103V19H101L103 22H104V20H106L105 22H104V25L106 24H108L107 22H110V24L111 23H116V21L119 19H117V18H113L112 20H114V19H117L116 21L114 20V22L111 20V21H107V20H110V19H108V18H106V16H107V14L106 13H103L101 10H100V8H102V7H100V6H97V4L95 5ZM160 6V7H159ZM169 6H171V7H169ZM206 6H208V5H206ZM206 6H205V8H206ZM211 6H208L207 8H209V10H211L212 8H210ZM228 6L230 7V8H228ZM255 6H256V8H257V10L258 9H260L259 11H257V12H259L258 14H256L257 12H255ZM258 6V7H257ZM261 6V7H260ZM18 7V6H17ZM16 7V8H17ZM70 7H72V8H70ZM114 7H116V8H114ZM119 7H121V9L119 8ZM163 7V8H162ZM221 7H222V9H224V10H220L221 11V13H220V11H218V9H221ZM2 8H5V10H2L1 11V9ZM8 8V9H7ZM15 8V9H16ZM19 8H21V7H19ZM74 8V9H73ZM98 8H99V12H97L98 11ZM112 8V9H111ZM229 10H228V9ZM234 8V9H233ZM27 9H29L28 11H27ZM70 9V10H69ZM118 9V10H117ZM131 9V11H130V13H129V18H128V21L126 22V27H127V30L129 31L131 28H129V25L131 26V27H133L132 28V30L130 31V32H132L133 31V29L134 30H136V32L135 33H137V31L138 30H142V31H144L143 29H142V27H140V26H138L137 25V21H136V18H135V10L133 9V7H131L130 8ZM11 10V9H10ZM89 11H91L90 9H88ZM109 10V11H108ZM114 10V11H113ZM166 10H167V12L169 13L168 15L166 14L167 12H166ZM183 10V9H182ZM236 10H239L238 11V13L236 12H234V11H236ZM12 11V10H11ZM17 11H21V10H18V8L14 11V15L15 14H17L18 12ZM35 11V12H34ZM71 11V12H72ZM116 11V12H115ZM120 11V12H119ZM158 11V12H159ZM225 13V15H223L224 13ZM10 12V11H9ZM9 12H7V13H9ZM13 12V11H12ZM16 12V13H15ZM31 12V13H30ZM93 12V11H92ZM92 12H90L89 14H88V12H87V10L84 12L85 14H84V16L87 18V17H91V18H96V15L94 16V14L95 13H92ZM131 12L133 13L132 15H131ZM165 12V13H164ZM177 12H178V15H177ZM182 12V11H181ZM216 12V13H215ZM218 12V13H217ZM230 12H234V13H230ZM239 12H241L240 14L242 15V16H247L248 15V19H250V20H248L247 18H246V16H245V19L243 18H241V15L239 14ZM252 12V13H251ZM3 13H1V16H4V14ZM29 13V14H28ZM92 13V14H91ZM114 13H116V14H114ZM118 13H121V14H118ZM183 13V12H182ZM182 13H180V14H182ZM213 13V14H212ZM215 13V14H214ZM249 13H251V15H252V17H253V20L251 21V16L249 15ZM11 13H9L8 15H10ZM13 14H12V16H13ZM90 14H91V16H90ZM104 16H103V15ZM161 14H163V16L164 17H162V15ZM229 14H231V16H232V18L230 17V15ZM232 14H234V15H237V17L236 16H234V15H232ZM238 14H239V16L240 17H238ZM245 14V15H244ZM6 15V14H5ZM87 15V16H86ZM89 15V16H88ZM93 15V16H92ZM114 15V16H113ZM120 15V16H119ZM160 15H161V17H160ZM177 15V16H176ZM132 16V17H131ZM166 16V17H165ZM169 18H168V17ZM174 16V17H173ZM175 16H176V20L177 21H172L174 18H175ZM205 16H207V19H206V17ZM223 16H226V17H224V19H223ZM254 16H256L255 18H254ZM10 17H11V15L9 16V19H10ZM23 15H21V17L19 16V18H17V19H14V20H8V19H6L5 21H4V19H5V16L4 17H0V18H4V19H1V21H4L5 22V25L7 26V22H8V24L10 23V25H8V29H5L6 31H5V33H7V32H10V30H11V28L15 25V23L16 22H19V21H21L23 18ZM178 17V18H177ZM209 17V18H208ZM214 17H216L217 19V21H216V24H218L219 22V26L217 27L216 26V24H215V22H214V25L212 26V24L210 23L211 21H213V18ZM250 17V18H249ZM6 18H7V16H6ZM106 18V19H105ZM122 18V16L120 17V19ZM160 18H168V19H166V21H163V20H161L160 21ZM172 18V19H171ZM179 18H183V19H185V21H183V19H179ZM237 18V19H236ZM206 19V20H205ZM226 19V20H225ZM238 19H241L242 21H243V23H242V21L241 20H239L238 21ZM129 20H130V22H129ZM167 20L169 21V23L167 22ZM175 20V19H174ZM211 20V21H210ZM222 20V21H221ZM233 20V21H232ZM236 20V21H235ZM244 20H247V21H245L244 22ZM0 21V22H1ZM119 22H120V20H118ZM121 21H122V19H121ZM134 21V22H133ZM183 21V22H182ZM215 21V20H214ZM232 21V22H231ZM238 22L237 24H235V22ZM249 21V22H248ZM4 22H1L0 23V25L2 24V23H4ZM119 22H118V25H119ZM172 22V23H171ZM193 22V23H192ZM221 22H222V24H221ZM229 22V23H228ZM231 22V23H230ZM240 22H241V25H240ZM250 22H252V23H250ZM72 23L74 24V22H71L70 23V25H71V28H74V27H72ZM91 23V22H90ZM121 23V22H120ZM128 23V24H127ZM131 23H133V25L131 24ZM149 23V24H148ZM154 23V24H153ZM158 23V24H157ZM163 23V24H162ZM166 23V24H165ZM176 23V24H175ZM179 23L181 24V26L179 25ZM184 23V24H183ZM213 23V22H212ZM246 23V24H245ZM250 23V24H249ZM76 24V28H74V30L76 29L77 30V28L78 27H80L81 25H83V26H81V28L80 29H82V34L81 33H78L79 34V36L81 37H79L78 38V40H80L79 42H81V39L84 41V39L86 38V39H88V37H89V39L90 40H88V41H91V39H92V35L90 34V33H94V32H92V31H90L91 29H93L92 27H94L95 28V26H93L94 24H89L88 23V25L86 24V23H83V24H79V26H77V23H75ZM108 24L109 26H113V24ZM117 24V23H116ZM168 24H171L172 25V27H171V25H168ZM173 24H174V26H173ZM178 24V25H177ZM190 24H191V27H190ZM233 25L234 27H231L230 29L228 28V26L229 25ZM245 24V25H244ZM253 24H255V25H253ZM4 24H2L0 27H2V30L0 31V36H1V33H3V34H5L4 32H3V30H4V28L3 27H6L5 25L3 26ZM86 25V26H85ZM128 25V26H127ZM148 25V26H147ZM163 25H164V27L165 28H162L163 27ZM183 25V26H182ZM222 25V26H221ZM231 25V26H232ZM248 25V26H247ZM249 25H251V26H253V29L251 28V26H249ZM43 26H46V25H43ZM43 26H42V30H43ZM58 25H53V24H51V26L49 25H47V27H44V30L42 31L43 33H40L41 31L39 30L40 29V27H37V29L36 30H34L35 32H37L38 30L40 31L39 33L42 35V38H44V39H42V42H41V44H42V48H41V50H39V52L37 51L36 52V57H34V59H32L30 62H28V64H26L25 63V67H24V69L22 68L21 70H20V74H18L16 77H17V79L18 80H16V79H14L13 81L15 82H17L18 83V85H16V83H15V85H14V82H13V85H12V83H11V87L10 86H8L9 84H7V83H5V81H3V80H0V82H1V84H0V87H4L3 89L1 88V92H2V100H0V109L2 108V112L0 113V115L3 113V115H1L0 117H2V119L0 118V131H2V132H5V135H7L6 136V138L8 139L9 137L11 138V140H13L12 138H13V136H14V138L17 136L16 134L17 133H19V129H20V122H21V117L19 116V114H22V113H19V112H23L24 114H22L23 116L24 115H26L27 114V111L29 110L30 111V113L32 114V112L33 113H37L36 114V118L38 119V121H41V124H43L44 126H46V127H50V128H55L56 130H58V124L60 123V121H59V117H61V120L63 119L62 117H67V115L68 116H71V117H69V119H72V125L73 126H75L76 127V130L75 129H73L72 127H65L64 125H62L61 124V129L60 130H58V132L56 133V135H61V134H63V135H61V137H73V136H75L76 135V133H77V136L76 137H73L74 139L76 138V141L74 140V142L75 143H77L78 142V145L77 146H79V145H81L83 142H84V139L87 137L86 136V134L88 135V138H90L91 136H89V135H94V137H91L92 138V140H90L89 141V143L87 144V148L85 147L84 148V150H83V152H86L85 153V157L87 156V160H85V157L83 156V158H82V154L84 155V153L83 152H81L80 153V155H79V158L77 159V153L75 154L76 155V158H74L73 156H72V160H71V156H70V158L68 159V165L67 166H62L61 165V161L59 160V158H56V157H54V154H53V150H54V146L55 145H53V147L52 146H50V149H48V147L46 146H42L43 147V150L42 149H40L39 151H38V153H36L35 154V157H34V161L29 165V167L26 169L27 171H25L24 173L22 172V171H20L19 173L21 174V175H19L21 178H17L18 176H10V178H8V179H11L10 181L8 180V182L9 183H11L12 185H13V187H12V189H16V193H15V195L19 192V191H21L22 190V188L23 187H25L26 186V189L28 188V187H30V191H31V195H30V202L32 203L29 207V211H28V213L30 212V211H32V213L33 214H35V211H36V213H37V216H35L34 215V217H32V216H30V214H29V216H30V220H31V217L33 218L32 220V222L34 223V221L35 220H37V218H38V220L37 221H35V224H33L32 222V224H31V229H29L28 231H26V234L27 233H31L29 236L32 238V240H31V238L29 237L28 238V234L26 235L25 233H23L24 234V236H23V234L21 235V236H19V238L18 237H16L17 238V242H18V245L19 246H21V247H19V246H17V242L16 241H14V242H16V243H14L13 242V246H15V249H16V254H15V260H16V264L18 263V264H30L29 263V259H32V257H33V254H35V257L34 258H36L37 257V264L39 263H41V264H47L46 262H49L50 263V260H48V259H51L52 261H51V263L50 264H57V263H60V264H75L74 262L76 261V264H79L78 262H85V263H83V264H86V261L89 259V255H91V256H93V257H90V258H92L93 259V261H94V258H95V256L97 257V258H99V260H100V257L99 256H101V254L100 253H102L103 251V253H102V255H105L106 257H105V260H104V258H102L101 259V261H103L104 260V262H102V264L103 263H106V264H121L119 261H121L122 262V258H123V256H122V258H120L119 256H120V251H121V249H123L122 251H121V253H123V251L125 252V250H126V257H124L123 258V262H122V264H128V263H133V261H134V263H135V261H137V263L136 264H162V262L164 261V260H162L163 259V249H164V246H165V234L164 233H162L161 231H163V230H160V229H162V227L160 226V224L161 223H157L156 222V220L154 219V218H157V213H156V209H155V207L153 206V205H151V203H154V201L153 200H155V198L156 197H154V196H156V193H159L160 191L161 192H163L164 190H166V188L168 189L167 191H166V199H167V203H168V207L170 208L171 206L170 205H172L173 203H171V201L172 202H174V201H177L178 199V197H179V191L178 190H180L181 188L180 187H182L183 185H185L186 186V180H185V178H188L187 180H188V185L186 186V187H189L190 186V183H189V179H190V176H188L189 175V172H190V175H191V172H192V170H189V168L190 167H192V164H193V167H194V163H192V161L194 160V162L196 163V160L194 159L195 158V154H196V150H192V149H196L195 147V145H193V146H191V145H189L184 151H180V154L181 155H179L180 156V158L181 157H183L184 158V160L181 158V161L182 162H180V161H177L179 164H181V165H179V164H175L174 166H173V164L174 163H176V160H180L179 159V157H175L174 159H173V161H171V165H170V162H169V160H164V158L162 159V161H161V165H162V169L160 170V171H156V169H155V160L153 159H150L149 157H151V158H154L153 157V155L148 151V150H146V151H148L150 154H147V152L144 150V148L143 149H141L143 152H141V154H143L142 155V157H141V155H139L140 154V152H139V154H137V156H139L138 158H139V160H141V158H143L141 161H138V164H137V160H138V158H137V156H136V158H135V160H136V162H134V159L132 160V158L129 156V152H127L128 151V148L126 147L127 145H126V140L125 141H123V140H121V141H119L118 143L120 144L121 142H125V145L123 144V143H121V145H119V144H117L116 143V145H115V147H114V149L115 148H117L116 150H113V152H115V154L114 153H112V151L110 152V150H112L111 149V147L112 146H114L113 144H112V142H110L108 145H106L107 144V140H106V137H105V135L103 134V131H107L108 132V136L111 134V131H112V126L109 124V122H111V120H108L107 121V119H110L109 118V112L111 113L112 112V114H115V112L117 113V112H119L120 111V109H121V106H116V108L118 107L119 109H116L114 106L115 105H119L118 103H122L123 105H122V108L125 110V109H127V111H128V113L126 114L127 115V117H126V124H127V127H130V129H133V128H136V126L138 125V124H135V121L137 120V119H135L136 118V113H137V111H133V115H135V116H133L132 117V109L131 110H129L128 109V107H127V104H129L128 106L130 107V103H131V99H129L128 100V98L127 97H123L124 99L123 100H125V101H122V100H120V99H118V100H120V102L116 99H114L115 97H117V96H113V99L115 100V102L116 101H118L117 103H115V105L113 106V103H114V100L112 99V107L114 108L113 109V111H111V107L110 108H108V107H106V108H108L110 111H104V109H102V111L100 110L101 108H105V107H103V106H99L98 108H94L93 106L94 105H92V103L90 102V100L92 99V98H89L88 99V95H86V94H88L89 92V95L92 97L93 95H94V92H93V90H92V88H91V90L92 91H87V93L85 92V90H84V92L86 93H84L83 92V90H81L82 89V86L84 87V83H83V81H82V79L80 80L81 81V83H82V85H80L79 87L77 86V84L76 83H74L72 80H71V78H73V75L75 74V73H77L76 71H77V63H75L76 64V68L74 67L75 65H72L74 62H71L72 64L70 65L69 63L70 62H68V59H66V58H64L63 57V59L61 58L62 56H64V54H65V56L67 55V58H68V54L70 55V53H71V51H69V53H68V50L66 51V50H63V49H61V47H63V45H61L62 43L64 44L65 43V40H66V38H68L69 39V41L71 42L72 40V38H74V36H76V34H73V37H71L72 35H68L67 34V32L65 31L64 32V29H62V27L59 29V30H62V31H60L61 33H63V34H61L59 31H57V28H56V30H53V32H52V29H55V27H57ZM91 28H90V27ZM157 26H159V27H157ZM167 26V27H166ZM170 26V27H169ZM178 26H180V27H178ZM185 26V27H184ZM209 26V27H208ZM255 26V27H254ZM258 26V27H257ZM48 27H49V29H48ZM83 27V28H82ZM89 28L90 30H87V28ZM118 27V26H117ZM138 27V28H137ZM176 29H175V28ZM225 27V28H224ZM228 28V30H229V32L227 33V28ZM230 27V26H229ZM237 27V28H236ZM246 27H247V29L248 28H250L249 30H246ZM47 28V29H46ZM87 30H85V29ZM169 28H170V30L171 31H169ZM172 28V29H171ZM189 28V31L188 30H186V29H188ZM216 28V29H215ZM223 30H222V29ZM244 28H245V30H246V32H244L243 33V35H241L240 36V34H242L241 32V30H244ZM10 29V30H9ZM51 29V30H50ZM79 29V28H78ZM162 29H164V30H162ZM195 30V32H194V30ZM221 29V30H220ZM264 29V28H263ZM47 30H49V32H52V33H47ZM73 30V32H76V30L74 31ZM111 30H113V27L111 28ZM140 30V32H142ZM176 30V31H175ZM182 30V31H181ZM200 30V31H199ZM227 30V31H226ZM233 31V33H231L232 31ZM244 30V31H245ZM254 30H257V32H259V33H257L256 31L254 32ZM85 31V32H84ZM88 31H90V32H88ZM93 31H94V29H93ZM161 31H163V32H161ZM172 31H174V32H172ZM179 31V32H178ZM190 31H192V32H190ZM222 31H224L223 32V34H225V35H223L222 34ZM241 31V32H240ZM44 32H45V34H44ZM54 32H56V33H54ZM57 32L58 33H60V34H57ZM134 32V31H133ZM159 32V31H158ZM167 32H168V34H167ZM170 32H172V34L170 33ZM175 32H177L176 34L177 35H175ZM211 32V31H210ZM227 34H226V33ZM249 32V33H250ZM253 32V33H252ZM38 33V32H37ZM54 33V34H53ZM64 33H65V35H64ZM77 33V32H76ZM83 33H86V35L88 34H90V36H88V37H85V35L83 34ZM170 33V34H169ZM200 33V34H199ZM231 33V34H230ZM257 33V34H256ZM2 34V35H3ZM47 36L46 38H45V36ZM55 34H57V36L59 37V40H58V38L57 37H55L56 35ZM106 34V33H105ZM138 34V33H137ZM136 34V35H137ZM151 34V33H150ZM161 34V35H160ZM175 36H178V37H175ZM191 34L193 35V36H191ZM197 34V35H196ZM203 34V35H202ZM230 34V35H229ZM11 35H13V34H11ZM49 35V36H48ZM94 36L96 35V31H95V34H93ZM139 35V34H138ZM172 35V36H171ZM199 35H201V36H199ZM209 35V36H210ZM223 35V36H222ZM234 35V34H233ZM69 36V37H68ZM164 36H165V38H164ZM218 36V37H217ZM14 37H15V35H14ZM62 37H64V39H62ZM71 37V38H70ZM114 37V41H115V36H112V37H110V38H113ZM140 36H138V38H139ZM160 37H161V39H160ZM174 37V38H173ZM201 37L204 39H201ZM222 37V38H221ZM245 37V36H244ZM52 38V40H54V41H52V40H50ZM56 38V39H55ZM84 38V39H83ZM95 38H96V36H95ZM95 38H93L92 39V45H93V48H94V41H95ZM172 38V39H171ZM197 38V39H196ZM212 38V39H213ZM12 39H14V40H12ZM17 39V40H16ZM47 39V40H46ZM75 39V38H74ZM86 39H85V41H86ZM170 39V40H169ZM221 39V40H220ZM9 40H11V42L13 43V41H15V44H17V41H20L21 40V37H20V39H19V35H16V37L15 38H13V36L11 37L10 36V38H9ZM44 40V41H43ZM63 40V41H62ZM77 40V39H76ZM203 40V41H202ZM58 41V42H57ZM82 41V43H80L81 44V46H82V44H84L81 48H83L82 50V52H86V54L85 55H83V57H82V60L83 59H85V56L87 55H89V56H91V57H93V55L94 54H92V53H88V51H89V49H90V44L88 43V41H86V42H83ZM106 41H107V39H106ZM106 41L104 42V44L103 45H105L106 44ZM194 41V42H195ZM201 41V42H200ZM217 41H218V43H219V45H218V43H217ZM43 42H44V44H45V47H44V44H43ZM46 42V43H45ZM56 42L58 43V44H56ZM60 42H62V43H60ZM70 42H67L66 41V49H67V47H68V45L67 44H69ZM74 42V41H73ZM78 42V43H79ZM143 42H144V40H143ZM171 43V44H169V43ZM214 42L217 44L216 46H215V44H214ZM243 42V41H242ZM59 43H60V45H59ZM76 43V42H75ZM196 42L194 43V44H197ZM214 44V46L215 47H217V48H213V49H211V47H213V44ZM221 43V44H220ZM166 44H168V45H166ZM212 46H211V45ZM12 45H14V44H12ZM53 46L54 47V49H55V47H56V51L53 49V47H51V46ZM55 45V46H54ZM71 45H72V43H71ZM71 45H70V47H71ZM73 45H74V43H73ZM91 45V46H92ZM115 45V44H114ZM113 45V46H114ZM48 46V47H47ZM59 46V47H58ZM116 46V45H115ZM209 46H211V47H209ZM241 46H244V44L242 45V43H241ZM69 47V48H70ZM96 47V46H95ZM246 47V46H245ZM44 48H46V49H48V48H52L54 51H52L51 53L48 51V54H47V51H44V50H46V49H44ZM68 48V49H69ZM116 48V47H115ZM115 48H114V51H113V49L111 50V53L110 52H108V54L110 55V56H114L115 55V52H117V48H116V50H115ZM154 48V49H153ZM211 50H210V49ZM57 49H58V51H57ZM209 49V50H208ZM219 49V48H218ZM217 49V50H218ZM5 50H7V48H5ZM48 50H51V49H48ZM66 51L68 54H66V52L64 53L63 51ZM108 50V49H107ZM109 50V51H110ZM204 50H206V51H204ZM113 51V52H112ZM209 51H212L213 53L211 54ZM63 54H61V53ZM84 52V53H85ZM90 52V51H89ZM103 52H105V50H103ZM3 53V55L4 54H6L5 52H2ZM2 53H0V57H2ZM43 53H45V54H43ZM83 53V54H84ZM105 53H107V51L105 52ZM206 53V55L204 56V54ZM210 53V54H209ZM41 54H43V55H46L47 54V56H45L44 58H43V55H41ZM61 54V55H60ZM159 54V55H158ZM202 54H203V56H202ZM209 54V55H208ZM108 55V56H109ZM55 56V57H54ZM61 56V57H60ZM109 56V57H110ZM210 56H211V58H210ZM43 58V62L41 63V59ZM50 57V58H49ZM90 57V58H91ZM161 57V58H160ZM41 58V59H40ZM54 58V60L55 61H58V62H56L55 63V61H51V59H53ZM158 58H160V59H158ZM44 59H46V61L44 62ZM48 59H50V61H48ZM157 59V60H156ZM194 59V60H193ZM202 59V60H201ZM206 59V60H205ZM209 59V60H208ZM211 59V60H210ZM35 60V61H34ZM59 60H61V61H59ZM62 60H63V63H61L62 62ZM159 60V61H158ZM163 60V61H162ZM192 60V61H191ZM34 61V62H33ZM38 61L40 62V63H38ZM47 61H48V63L50 64V66L51 65H54L53 67H51V69H53V71H50L51 69H49L50 67H48L49 65H47ZM66 61V62H65ZM155 61V62H154ZM191 61V62H190ZM203 61V62H202ZM54 62V63H53ZM159 64H157V63ZM162 62V63H161ZM167 64H166V63ZM210 62V63H209ZM32 63H35L36 65H35V67H34V70H35V73H34V75H33V73H31V75L30 76H32L33 75V78H34V81L38 78V77H41L42 76V71L41 70H43V72L46 70L45 68H47L48 67V71H50V72H44L45 73V75L47 76V80H46V78H44L43 76V78L42 79H40V78H38L36 81H37V83H35V84H39V85H36V88H38V90H37V92L36 93H38V91H39V94H36L35 95V93L34 94H32L31 96H30V93H29V81H30V78L28 77H26L28 80H24V82L26 83L25 84V86H24V84H23V86H21L22 87V90L20 91V89H21V87H20V85H22V84H20V83H22L23 82V80H22V77L26 74L25 72H27V70L29 69V67L28 66H26V65H32L33 66V64ZM45 64V65H42L41 66V64ZM53 63V64H52ZM163 63H165V64H163ZM189 63V64H188ZM38 64H40L39 66H38ZM60 64H62V65H60ZM70 66H72V67H69V65ZM158 65V68H159V70H158V68H156L157 66L156 65ZM209 64V65H208ZM47 65V66H46ZM67 65V68L65 67ZM166 65V66H165ZM207 65V66H206ZM31 66V67H32ZM55 66H56V68H55ZM165 66V67H164ZM38 67V68H37ZM42 67V68H41ZM58 67V68H57ZM162 67V68H161ZM166 67H167V69H166ZM170 67V68H169ZM27 68V69H26ZM60 68V71L61 72H59V70H57V69H59ZM65 68V69H64ZM75 68V69H74ZM162 69V71H161V69ZM164 68H165V70H164ZM208 68H206L205 69V72H204V74L206 73L207 74V71L209 72V70H208ZM31 69V68H30ZM55 69H56V71H55ZM66 69H68L69 71H75V73L73 74V72L71 71L70 73L68 72V70H66ZM39 70V72H37ZM62 70H63V72L64 71H66L67 73H68V75H71V77L70 76H68L67 75V73H66V75H63V73H62ZM156 70V71H155ZM155 71V72H154ZM159 71V72H158ZM202 71V72H203ZM58 72L60 73V75L63 77H61V79L62 80H58L59 82L61 81V83L63 84H66V86H65V88L66 89H64V87H62V89L61 90H58L57 91V89L56 88H54L55 90L53 91V90H51V91H53V92H55L54 94L57 96H55L54 94H53V92H50V89H53V87H56L55 85H54V83L56 82V76H55V74L57 75L58 74ZM149 72V73H148ZM158 72V73H157ZM49 73H50V75H49ZM35 74H36V76H37V78H36V76H35ZM41 74V75H40ZM52 74H53V76H52ZM73 74V75H72ZM153 74V75H152ZM204 75L205 77V79L204 78H200L199 76H198V78H200V79H204L206 82H207V80H208V77H207V75ZM22 75V76H21ZM144 75V76H143ZM147 75H148V77H147ZM93 75H91L90 77H92ZM157 76V77H156ZM163 78H162V77ZM15 77V78H16ZM49 77V78H48ZM64 77H67V79H65ZM68 77H70V78H68ZM89 76H88V78L87 79H89L90 78ZM95 77V76H94ZM143 77V78H142ZM147 77V78H146ZM158 79V81L156 80V78ZM159 77V78H158ZM21 78V79H20ZM36 78V79H35ZM145 78H146V80H145ZM152 78V79H151ZM154 78H155V80H154ZM66 81H64V80ZM69 79V81L67 82V80ZM136 79H140V80H136ZM142 79H144L145 80V82L142 80ZM151 80V82L149 83V81ZM41 80V81H40ZM43 80V81H42ZM50 80V81H49ZM51 80H54L53 82H51ZM71 80V81H70ZM135 80V82L136 81H139V82H136V83H134L133 81ZM40 81V82H39ZM146 81H148V82H146ZM155 81V82H154ZM159 81H162L163 83H161V82H159ZM50 82V83H49ZM132 82V83H131ZM141 82V83H140ZM143 82H144V84H143ZM159 83L160 85H159V90L157 91H147V87L149 86V85H151V84H154V83ZM5 83V84H4ZM42 83V84H41ZM47 84V86L49 87V85H51L49 88H47V89H49V90H47V89H45L46 88V84ZM52 83V84H51ZM135 84V86H134V84ZM146 83V84H145ZM149 83V84H148ZM165 83V85L163 86V84ZM20 84V85H19ZM41 84V85H40ZM43 84H45L44 85V87L42 86ZM71 84V85H70ZM142 84V85H141ZM52 85H53V87H52ZM132 85V86H131ZM9 87L8 89L9 90H6V87ZM15 86H17V91H19V93L18 92H16V89L14 90V87ZM70 86V87H69ZM88 86V85H87ZM163 86V87H162ZM166 86V87H165ZM169 88H168V87ZM20 87V88H19ZM25 87L27 88V96L26 95H24L25 94ZM68 87V88H67ZM139 88V90L137 89H135V88ZM166 88L165 90H166V93L164 92L165 90L163 89V91L161 90L162 88ZM41 88V89H40ZM43 88H44V90H43ZM76 88H80L79 89V91H78V89H76ZM85 88V87H84ZM89 88V89H90ZM94 89H95V87H93ZM127 88V90H125ZM129 88V89H128ZM19 89V90H18ZM100 89H102V88H100L99 87V85H98V90H100ZM6 90V93L4 92V91ZM13 90V91H12ZM41 90V91H40ZM70 92H69V91ZM80 90L85 94V98H83V95L84 94H82V96H80V97H78L79 95H81V92H80ZM95 90H97V89H95ZM129 90H130V92H129ZM132 90H133V92H132ZM135 90V91H134ZM144 90V91H143ZM8 91V92H7ZM16 92L14 95H19L20 94V92H21V94H20V98H22L23 100V102L26 104V106L24 105V103L23 104H21V100H15V99H17L18 97H16V96H14L13 95V93L12 92ZM45 91V92H44ZM47 91H49L50 92V94L52 95L53 94V99H50V98H52V96L49 94V92H47ZM62 91V92H61ZM66 91V92H65ZM76 93H75V92ZM101 91V90H100ZM99 91V92H100ZM108 91V90H107ZM147 92V94H146V92ZM159 91H161L160 92V94H159ZM1 92H0V95H1ZM10 92V93H9ZM44 94H43V93ZM58 92H60V94L62 95L63 93V95H65V93H66V96H61V95H59L58 94ZM80 93V94H77V93ZM135 92V93H134ZM144 92H145V95H144ZM150 92H152L154 95H152V93H150ZM163 92H164V94H163ZM8 93V94H7ZM18 93V94H17ZM44 96H46V97H43V95ZM93 93V94H92ZM96 93V92H95ZM102 93H104L103 95H105L106 97L109 95L108 94V92L105 94V91H103ZM150 93V94H149ZM3 94H4V97H6V98H4L3 97ZM11 95V97H13L14 98V100H12V98H9L10 97V95ZM29 94V95H28ZM48 94V95H47ZM58 94V95H57ZM68 94V95H67ZM156 94V95H155ZM158 94H159V96H158ZM165 94H167V95H165ZM7 95V96H6ZM102 94L100 95L101 97L103 96ZM9 96V97H8ZM25 96H26V98H25ZM30 96V97H29ZM38 96V97H37ZM41 98H43V101L41 102V100L42 99H40V97ZM47 96H49V97H47ZM51 96V97H50ZM71 96V97H70ZM87 96V97H86ZM125 96V95H124ZM150 96H153V97H150ZM160 96H161V98H160ZM166 96V97H165ZM169 96V97H168ZM62 97V98H61ZM64 97H66V100H64L65 98ZM93 97H95V95L93 96ZM97 97V96H96ZM101 97H99V98H101ZM142 97V98H143ZM150 97V98H149ZM166 98V100H165V98ZM4 98V99H3ZM9 98V99H8ZM36 98H37V100H36ZM45 98H49V99H45ZM55 98H56V100H55ZM59 98L60 99H62V100H59ZM67 98H68V100H67ZM73 98V99H72ZM75 98H76V101H75ZM81 98H83L84 100H81ZM118 98V97H117ZM125 98H127V99H125ZM168 98V99H167ZM171 98V99H170ZM5 99H7L8 101H7V103H6V105L5 104H3L4 102V100ZM19 99V98H18ZM25 99H27V100H25ZM35 99V100H34ZM44 99H45V101H47L46 102V105H47V107H46V105L44 104L45 103V101H44ZM78 99V100H77ZM88 99V101L90 102V104H89V102L87 101V104H89L88 106L89 107H87V104H86V102L84 103V101L85 100H87ZM101 99H103V98H101ZM170 99V100H169ZM11 100V101H10ZM50 100H51V102H50ZM55 101V103H53L52 101ZM72 100H74L75 102H73L74 104V106H72V108H70L69 109V104H71L72 105ZM154 100H155V98H154ZM10 101V102H9ZM17 101V103H15ZM33 101V102H32ZM35 101V102H34ZM53 103L52 105L49 103ZM58 101H62L61 103L62 104H66L65 105V108L63 107V105L60 103H58ZM66 101H68V102H65ZM77 101L79 102V103H77ZM83 101V102H82ZM9 102V103H8ZM14 102L16 105H13L12 103ZM30 102L32 103V104H34V105H30ZM38 102V103H37ZM40 102V103H39ZM44 102V103H43ZM56 102L58 103V104H56ZM43 103V104H42ZM81 103H84L83 105L81 104ZM124 103H126V105L124 104ZM159 103H161V104H159ZM3 105V107H1L2 105ZM39 104V105H38ZM45 105V106H44ZM55 105V106H54ZM61 107H60V106ZM77 105V107H75ZM124 105H125V108H124ZM165 107H164V106ZM169 105V106H168ZM6 106L7 107H10V106H14L13 108H6ZM16 106H18V107H16ZM20 106V107H19ZM23 106H25V108L23 107ZM29 106V107H28ZM30 106H32V107H30ZM43 106V107H42ZM69 106V107H68ZM191 105H189V107H190ZM51 107V108H50ZM53 107V108H52ZM56 107H58L59 108V110L60 111H58V108L57 109H55ZM64 109H63V108ZM66 107H67V109H66ZM156 107V108H155ZM189 107H188V109H189ZM6 108V109H5ZM24 109V111H23V109ZM28 108H30V109H28ZM73 108H74V110H73ZM76 108V109H75ZM83 108H85V109H83ZM90 108V109H89ZM94 108V109H93ZM100 108V109H99ZM9 109V111H6V110H8ZM19 109H20V111H19ZM37 109V110H36ZM55 109V110H54ZM61 109L63 110V112H61ZM67 110V112H66V110ZM70 111H73L72 113H74L75 112V114H72L71 112V114L69 113V110ZM96 109V111H94ZM97 109L98 110H100V111H98V113H100L99 115H98V113H97ZM123 109H121V111L123 110ZM64 110H65V112H64ZM81 110H84V112L83 111H81ZM88 111V112H85V111ZM39 111H40V113H39ZM129 111H131V112H129ZM9 112L10 113H12V114H10V117H9ZM81 112L82 113H84L83 115L81 114ZM96 113V115H95V113ZM105 112L107 113V114H105ZM158 112H155L154 111V113H158ZM6 113V114H5ZM14 113H15V115H16V117H15V115H14ZM65 113H67V115L65 114ZM103 113L105 114V115H103ZM40 114V115H39ZM102 114V115H101ZM138 114H140V113H137V116L139 117L140 115H138ZM6 115H7V117H6ZM86 115V116H85ZM101 115V116H100ZM130 115V116H129ZM199 115H200V113H199ZM3 116H4V118H3ZM12 116V117H11ZM82 116H83V118H82ZM88 116V117H87ZM13 117H15L14 119H13ZM94 119H93V118ZM105 117V118H104ZM128 117H129V119H128ZM135 117V118H134ZM13 120H12V119ZM24 118V117H23ZM68 118V117H67ZM107 118V119H106ZM131 119H133V120H131ZM199 119H200V117H199ZM4 120V121H3ZM9 122H8V121ZM13 122H12V121ZM106 120V121H105ZM127 120H129V124H128V121ZM135 120V121H134ZM139 120H140V117H139ZM194 120V119H193ZM155 121L156 120H154V123H155ZM195 121H196V119H195ZM1 122H2V124L4 125H2L1 124ZM10 122H11V124H10ZM77 122V123H76ZM101 122H103L105 125H107V127L106 128H102V126H101ZM132 122H134V123H132ZM139 121L137 120V122L136 123H138ZM8 125H7V124ZM81 123V124H80ZM88 123V124H87ZM102 123V124H103ZM83 124V125H82ZM86 124V125H85ZM132 124V125H131ZM2 125V126H1ZM80 125V126H79ZM129 125H131L132 126V128H131V126H129ZM139 125H140V123H139ZM93 126V127H92ZM133 126H135V127H133ZM3 127H6V130H5V128H3ZM138 127V126H137ZM179 127V126H178ZM77 128H78V130H77ZM5 131H4V130ZM15 131H14V130ZM71 129V130H70ZM95 129V130H94ZM70 131V132H69ZM72 131H74V132H72ZM91 131H93V132H91ZM97 131H98V136H97ZM2 132H0V135H2ZM7 132V133H6ZM12 132V133H11ZM15 132V133H14ZM66 132V133H65ZM69 132V133H68ZM80 132H82V133H80ZM94 132H96V133H94ZM93 133V134H92ZM75 134V135H74ZM16 135V136H15ZM96 135V136H95ZM123 135V134H122ZM84 139H83V138ZM97 137V138H96ZM88 138H86V139H88ZM99 138V139H98ZM100 138H101V140H100ZM79 139H80V142H79ZM98 139V140H97ZM110 139V138H109ZM108 139V141H110ZM122 139H125V137L124 138H122ZM83 140V141H82ZM99 141V142H98ZM79 143H81V144H79ZM98 143H99V145H98ZM13 144H8V147H4V148H6V150H10V153H12L11 151H14V148H15V150H17V148H16V144L14 143V145L12 146ZM47 145V144H46ZM91 145H93V148H89V146L90 147H92ZM94 145H95V147H94ZM106 145V146H105ZM122 145L123 146H125V147H123V148H121L122 147ZM12 146V147H11ZM15 146V147H14ZM77 146L75 147V151L77 152V150L79 149V148H77ZM117 146V147H116ZM118 146H119V148H118ZM121 146V147H120ZM9 147H11V148H9ZM194 147V148H193ZM89 148V149H88ZM113 148V147H112ZM121 148V149H120ZM124 148H126L125 149V152H127V153H125L126 154V156L129 158V161L131 162H129L128 161V159H126L125 158V156H124V154H123V149ZM87 149V150H86ZM120 149V150H119ZM146 149V148H145ZM188 150V151H187ZM192 150V151H191ZM50 151H52V152H50ZM123 151V152H122ZM189 151H191V152H189ZM108 152H110L109 154H108ZM117 152V153H116ZM120 152V153H119ZM192 155H189V153ZM16 154V151H14L11 155L13 156L12 158H14V156H15V154ZM32 153V152H31ZM30 153V154H31ZM112 153V154H111ZM122 153V154H121ZM188 153V154H187ZM194 155H193V154ZM23 154H25V155H23ZM26 154H27V156H26ZM70 154H71V149H70ZM106 154V156H110L109 158L108 157H106V156H102V155H105ZM114 154V155H113ZM116 154H117V156H118V158H115L116 157ZM20 155V154H19ZM32 155V154H31ZM31 155H29V153H28V151L25 153V152H22V156L23 157H21V155L17 158V162H20V157H21V160L24 158H26V157H28L29 159H32V157H31ZM47 155H51V156H47ZM124 157H123V156ZM147 155H149V157L147 156ZM187 155H189L190 157H192L191 159L187 156ZM97 156V157H96ZM102 156V157H101ZM186 156V157H185ZM81 157V158H80ZM106 158V160H105V158ZM111 157H112V159H111ZM27 158V159H28ZM39 158V161L37 160ZM101 158H102V160H101ZM107 158H108V164H107ZM121 158V159H120ZM122 158H125V161H124V159H122ZM131 158V159H130ZM24 159L21 161L22 163H27L26 161H27V159H25V161H24ZM28 159V160H29ZM74 159H76V160H74ZM84 159V160H83ZM105 161H104V160ZM111 159V160H110ZM114 159H116L115 161L118 163V164H116L115 162H114ZM119 161H118V160ZM185 159H189V168L187 167L188 166V164L186 165V163H187V161L188 160H185ZM193 159V160H192ZM89 160V161H88ZM99 160V161H98ZM145 160V161H144ZM152 160V162H150ZM31 161V160H30ZM37 161V162H36ZM45 161H46V164L47 165H49V163H50V168L49 167H46V165L44 166V165H42V164H44L45 163ZM81 161L83 162V163H81ZM84 161H85V166H82V165H84ZM87 161H88V163H87ZM122 161V162H121ZM128 163H127V162ZM143 161H144V163H143ZM184 161H186V163L185 164H183L184 163ZM191 161V162H190ZM43 162V163H42ZM48 162V163H47ZM101 162V163H100ZM104 162V163H103ZM105 162H106V164H105ZM111 162H113V163H111ZM134 162V164H136V167H137V173L139 174L140 172H145V171H143V167L144 168H148V170H149V174H151L150 175V177L148 178V175H147V177H145V178H147V179H151L152 181L154 180V185H158V187H154V185H153V182H152V184H151V180H147L146 179V182H145V180H143V182L141 181L142 179V177H144L145 175H143V174H141L140 176L138 175V174H136L135 173V171H136V167H135V165L134 164H132ZM142 164H141V163ZM21 163V164H22ZM79 163V164H78ZM80 163L82 164V165H80ZM129 163L130 164H132V165H129ZM18 164H20V163H18ZM32 164H33V166H32ZM41 164V165H40ZM78 164V165H77ZM98 164H99V166H98ZM101 164L103 165L104 164V169H103V166H101ZM111 164V165H110ZM113 164V165H112ZM114 164H115V166H114ZM142 165V167L140 168V166ZM145 164V165H144ZM154 164V165H153ZM165 164V165H164ZM94 165V166H93ZM110 165V166H109ZM117 165H119V166H117ZM139 166V169H138V166ZM176 165L178 166L177 168H178V171L177 170H175V169H177L176 168ZM182 165H184L183 167H185V165H186V168H188V169H186L185 170V168L183 169V170H181V172L182 171H186V174H185V171H184V173H182V174H185L186 176H185V178H184V176H183V179L185 180V183H184V181H183V184H182V175L180 174L181 172H180V170L179 169H182ZM30 166H31V168H30ZM42 166V167H41ZM83 167V169L84 170H80L79 168H82ZM93 166V167H92ZM112 166L115 168L116 166H117V170L116 169H114L113 170V168H112ZM130 166H133V168H131ZM151 166V167H150ZM169 166H170V169H169ZM181 166V167H180ZM35 167H36V169H35ZM92 167V168H91ZM100 167H102V168H100ZM110 167V168H109ZM180 167V168H179ZM49 168V169H48ZM52 168V169H51ZM98 168V169H97ZM100 168V169H99ZM135 168V169H134ZM151 168V169H150ZM172 168H175V169H172ZM48 169V172L46 171ZM103 169V170H102ZM111 169H112V171H111ZM133 169V170H132ZM191 169V168H190ZM193 169V168H192ZM20 170H22V168L20 169ZM54 170V171H53ZM97 170H98V172H99V174H98V172H97ZM100 170V171H99ZM108 170H109V172H108ZM173 170V171H172ZM188 170H189V172H188ZM52 172V174H51V172ZM85 171V172H84ZM92 173H94L93 171H95V173L94 174H92L91 175V172ZM134 171V172H133ZM140 171V172H139ZM170 171L172 172V173H170ZM47 174H46V173ZM50 172V173H49ZM88 172H90V174H88ZM101 172H106L105 174L103 173V175L104 176H106V177H103V176H101L100 177V175L102 174ZM112 172H114L115 173V175L112 173ZM146 172H148L147 171V169H146ZM173 172H176L175 173V175H173ZM18 173V174H19ZM22 173H23V175H22ZM25 173H26V175H25ZM101 173V174H100ZM108 173V174H107ZM111 173V174H110ZM188 173V174H187ZM43 174H45V175H43ZM113 174V176H114V178H113V176H111ZM122 174H123V176H122ZM146 174V173H145ZM148 174V173H147ZM25 175V176H24ZM35 175V176H34ZM89 177H88V176ZM90 175H91V178H90ZM95 177H94V176ZM97 175V176H96ZM108 175H109V177H108ZM138 175V176H137ZM143 175V176H142ZM172 175L174 176V177H172ZM134 176H136V178L138 177L139 178V180H140V183L142 182V186L144 185H146L147 183H148V185L150 186L151 185V190H149L150 191V193H152L151 194V196L148 194L149 193V191H146L147 190V187H146V192H147V194L146 195H149L150 197H148V196H145L144 195V193L145 192H143L142 193V188H141V185H140V183H137V181L139 182V180L138 179H135L134 178ZM142 176V177H141ZM155 178H154V177ZM12 177V178H11ZM13 177H14V180H15V177H16V180L14 181L13 180ZM27 177H29V178H27ZM108 177V178H107ZM113 179H115V177H116V179L115 180H113ZM124 177H125V179H124ZM133 177V178H132ZM141 177V178H140ZM177 177V178H176ZM178 177H181V178H178ZM32 178H33V180H32ZM52 180H51V179ZM144 178V179H145ZM157 178V179H156ZM17 179L19 180V182L17 181ZM42 179V180H41ZM93 179V180H92ZM119 179V182L117 181ZM123 179V181H121ZM174 180V182H171V181H173ZM179 179V180H178ZM12 180H13V183H12ZM24 180V181H23ZM27 180H29V181H27ZM32 180V183L30 182ZM126 180V181H125ZM169 180V181H168ZM38 181V182H37ZM39 181H40V183H39ZM57 181V182H56ZM91 181H93L94 182V184L95 185H92L93 184V182H92V184H91ZM120 181L121 182H123V183H120ZM133 181H134V183H133ZM147 181H149V182H147ZM157 181V182H156ZM19 184H18V183ZM21 182H22V184H21ZM35 182H37V183H35ZM42 182V183H41ZM54 182V183H53ZM118 182V184H116V186H117V188L115 189V190H113V188L114 187H116V186H113V188H112V185H114L115 183H117ZM125 182V183H124ZM131 182V183H130ZM140 186H138L139 188H141L140 190V192L138 191V190H136L137 188V186L135 185L136 183ZM146 183V184H143V183ZM168 182V183H167ZM181 182V183H180ZM26 183V184H25ZM28 183H29V185H28ZM55 183H56V185H55ZM97 183V184H96ZM119 183H120V185L122 184V186H120V187H118L119 186ZM128 183V184H127ZM130 183V184H129ZM150 183V184H149ZM21 184V185H20ZM33 184V185H32ZM45 184V186H43ZM91 184V185H90ZM171 184H173L172 186L175 188L176 186H174L175 184L177 185V187L176 188H178V186H180L179 188H178V190H176L177 191V193H176V191H173V190H175L172 186H171ZM180 184V185H179ZM28 185V186H27ZM31 185V186H30ZM36 187H35V186ZM49 185H50V187H49ZM54 185H55V187H54ZM130 185H132V188H130V189H132V191H130V189H129V192L128 193H130L131 194V198L129 197V196H127V198H125L124 196H126V195H128V193L125 195L124 193L125 192H127L128 191V188H129V186ZM134 185V186H133ZM147 185V186H148ZM182 185V186H181ZM21 186V187H20ZM93 186V187H92ZM96 186V187H95ZM136 186V187H135ZM143 186V187H144ZM149 186H148V188H149ZM37 187H39V189H38V191H36V188ZM45 187H47V188H45ZM49 187V188H48ZM66 187V188H65ZM121 187H122V189H121ZM134 187H135V189H134ZM184 187V186H183ZM34 188H35V190H34ZM70 188V190H66V189H69ZM79 188V190H77ZM92 188H96V192L97 193H95V191H94V189H92ZM119 188L121 189V191L119 190ZM138 188V189H139ZM153 188V189H152ZM158 188H160V189H158ZM172 188H173V190H172ZM44 189H46V192L45 191H42V190H44ZM54 189V190H53ZM84 189V190H83ZM111 189H112V191H114L112 194L113 195H111V193H109V192H112L111 191ZM144 189H145V187H144ZM158 189V190H157ZM28 190V189H27ZM33 190H34V192H33ZM55 190H56V192H57V194H55L54 196H55V199H57L58 201H60L61 199H60V195H62V193H64V195H62L61 196V198H63V200L64 201H62V202H67V203H62V202H60L61 204H60V206L61 205H63L64 206V208L63 209H65V210H63V213H62V215H64V216H61L60 214V216L62 217V219L64 218L65 220L63 221V220H60V216H58V218H57V213H61L62 212V209H58L60 206H59V202L58 201H55V199H53L54 200V204L56 205V206H52V207H49V206H51L52 205V202H53V200H52V198H50V196L52 197L53 196V194H51V193H55ZM75 190H76V192H75ZM81 190L83 191V193L81 192ZM135 190H136V193H134L135 192ZM160 190V191H159ZM29 191V192H30ZM64 191V192H63ZM69 191H71V192H73L74 191V193H76V195H74V193H69ZM92 191H94L93 193H95V194H93L92 193ZM117 192V194H116V192ZM118 191H120V197H122V199L124 198V200H128V201H126V204L122 207V205H121V203H120V198H119V192ZM152 191V192H151ZM159 191V192H158ZM175 192V195H174V193L173 192ZM39 194H38V193ZM58 192L60 193V195L58 196ZM66 192H67V194H70V196L69 197H71L72 198V196L74 197V198H70L69 200L70 201H72L73 200V202H68V200H67V198H69V197H67L66 198ZM86 192V193H85ZM132 192L134 193V194H132ZM138 192L141 194V195H144V196H142V198H141V201H142V199H143V197H147V199H146V203L144 202V200H143V202H142V205H143V208L139 205L138 206V200H137V207L139 208L140 207V211L142 212H140L141 214L139 215V212H137L138 213V215L140 216V218L142 219V221H140V224H143V223H141V222H144V223H146V224H144V226H147L145 229H147V231L146 230H144V231H146V235H145V238H146V241H149V236H152V238H153V240H151L152 238H150V240L152 241V245H150L149 243H150V241L147 243L146 241H145V244L147 243V244H149L150 246H153L154 247V252H155V246L154 245H156V249H157V247L159 248L158 249V251L156 250V253H153L154 254V256H155V254H157V255H159V257L161 256L162 257V259H160V261L157 263L156 261L158 260V258L156 257V260L155 259H153L152 257H153V255H151V253H150V251L149 250H151V249H149L148 247H150V246H145L144 244H139V245H137L136 243L133 245L132 243L133 242H140V241H138L137 239H139V240H141V242L142 241H144L145 240V238H144V240H142L143 238H141L142 236H137V235H139V234H141V235H143V233H141V232H144L143 231V229L144 228H142L141 226H140V224H139V216L137 215V213H136V211L134 210L135 208L137 209V207H135L136 206V204H135V201H133V200H135V194L137 195V197L138 196H140V194H138ZM165 192V191H164ZM89 193V194H88ZM91 193V194H90ZM154 193H155V195H154ZM168 193V194H167ZM172 193H173V197H172ZM32 194H33V196H32ZM34 194H35V196H36V199L34 198L35 196H34ZM72 194V195H71ZM84 194H85V196L87 197V199H85V197H84ZM124 194V195H123ZM129 194V195H130ZM171 194V195H170ZM177 194V195H176ZM43 195H44V197H45V199H44V197H43ZM66 195V196H65ZM93 196V195H95V197H93L92 199H91V197H89V196ZM122 195V196H121ZM58 196V197H57ZM82 196V197H81ZM109 196V197H108ZM135 196V197H134ZM177 198H176V197ZM32 197V198H31ZM50 198V199H48V198ZM57 197V198H56ZM83 197H84V199H83ZM97 197V198H96ZM100 197H101V200H100ZM114 197V198H113ZM136 197V199H138V198H140V197H138L137 198ZM172 197V198H171ZM54 198V197H53ZM96 198V199H95ZM113 198V199H112ZM148 198H149V200H150V198L152 199V201L153 202H149V200H148ZM154 198V199H153ZM170 198H171V200H170ZM174 198V199H173ZM74 199H75V201H74ZM97 201V203H96V201ZM117 199V200H116ZM133 199V200H132ZM173 199V200H172ZM48 200H49V203H47L48 202ZM50 200L52 201V202H50ZM132 200V201H131ZM147 200H148V202H147ZM180 197H179V200L177 201V203L179 204L180 203ZM39 201V204H40V208H38L39 207V205L37 204V202ZM84 201L86 202V201H88V202H86L85 203V205H84ZM111 201V202H110ZM115 201V202H114ZM116 201L117 202H119V203H116ZM58 202V203H57ZM94 202V203H93ZM101 202V203H100ZM123 202H125V201H123ZM139 202H140V200H139ZM42 203V204H41ZM133 203V204H132ZM141 203V202H140ZM149 203V204H148ZM44 204V205H43ZM50 204V205H49ZM58 204V205H57ZM67 204V205H66ZM69 204V205H68ZM86 204L90 207L89 208V210L88 209H86V210H88V211H86L84 208L86 207ZM119 204V205H118ZM124 204V203H123ZM146 204H148L149 205V208H148V205L146 206ZM202 206L201 208L202 209H204L205 207H204V205H203V203L201 202H198V206H200V205ZM45 205H47V206H45ZM70 206V207H72L71 208V210L70 211H68L69 210V208H67L66 206ZM102 205V206H101ZM114 207H113V206ZM121 205V206H120ZM38 206V207H37ZM42 206H43V208H42ZM58 206V207H57ZM63 206H61L60 208H62ZM85 206V207H84ZM88 206H87V208H88ZM112 206V207H111ZM125 206H131V211H135L134 213L132 212L131 213V211H130V209L128 208V207H125ZM152 206V210H153V215H152V210H150V207ZM37 207V208H36ZM47 208V207H49L48 209H44V208ZM66 207V208H65ZM121 207V208H120ZM125 207V208H124ZM144 207H145V210H146V212H145V210H143L144 209ZM204 207V208H203ZM34 208V209H33ZM50 208H52V209H50ZM74 208L75 209H77V210H74ZM92 208V209H91ZM96 208V210H98V212L97 211H95L94 209ZM113 208V209H112ZM117 210V208H120V209H118L117 210V212L119 211H122V208H123V213L122 214H124V217H123V215L121 214H117V219H116V217H115V215L114 216H112V217H115V219H114V222H115V220H118V224L116 225L115 224V227L117 226V228H118V225H120V224H122L123 225V222H124V220L126 221V220H128L129 222L128 223H130L129 225H126L127 223V221L126 222H124L125 224L123 225V226H120V227H122V228H120V230H122L123 232L125 231L126 232V230L128 231L129 229H131V234H133L134 233V236H136V237H138V238H136L135 237V241H134V239L132 240V239H128L129 238V235H131L130 233H129V235L127 234V236H128V238H125V236L124 235H126V233L124 232V234L123 233H121V235H118L120 232L118 231L119 230V228L118 229H114L113 227H114V223L112 224L113 226H110V224H111V221L113 220H109V219H111V215H113L114 213H117L116 212V210ZM147 208V209H146ZM55 209V210H54ZM58 209V211L56 212V210ZM83 209L85 210V212L83 211ZM104 209V210H103ZM105 209H106V212H109L110 213V209H112V211H111V213L109 214V216H110V218H109V216H108V213H106L105 215H104V211H105ZM126 209V211L124 212V210ZM129 209V210H128ZM149 209V210H148ZM35 210V211H34ZM44 210H46V211H44ZM54 210V211H53ZM93 210V211H92ZM44 211V212H43ZM79 211H80V213H79ZM91 211V212H90ZM94 211H95V213H96V220H95V223H94V221H93V225H92V227H94L92 230L91 229H89V227L87 228V229H89V230H91V232H89L88 230V233H91V234H89V236H88V233H87V231H86V225H90V227H91V224H92V220H93V213H94ZM113 211H115V212H113ZM130 212V214L131 215H133L134 214V216L133 217H135L136 215H137V218H136V223H138V226L136 225V223L135 222H133L134 220H135V218H132V219H134L132 222H133V224L131 223V221L130 220H132V219H130V217H132L130 214L128 215V213ZM138 211H139V209H138ZM144 211V212H143ZM148 211H151V214L148 212ZM155 211V212H154ZM182 210H180V214H182V216H181V218H183V220L181 221V224H183L184 223V221H186L185 223H187V219L185 218V217H187V214H183V212H181ZM43 212V213H42ZM52 212V213H51ZM69 212H72L74 215H70V213ZM82 212H84V215H82L83 213ZM87 212H89V213H91L92 215L90 216ZM93 212V213H92ZM46 213H47V215H46ZM49 213L52 215V217H51V215H50V217H47V216H49ZM67 214V215H65V214ZM94 213V214H95ZM99 213V214H98ZM125 213L127 214V215H125ZM136 213V214H135ZM145 214V215H144ZM157 216H156V215ZM32 215V214H31ZM68 215H70V216H73V218L71 219L72 220V222L70 221V220H68L67 219V217L66 216H68ZM87 215H89V218L91 219V221H90V223H89V218H88V216ZM186 215V216H185ZM45 218H44V217ZM81 216V217H80ZM95 216V215H94ZM99 216V217H98ZM108 216V218H106ZM122 216V218H124V219H122L121 218V222H120V217ZM128 216H129V218H128ZM155 216V217H154ZM184 216V217H183ZM36 217V218H35ZM84 217V218H83ZM100 217H102L103 218V220H101V218ZM192 217H193V215H192ZM80 218V219H79ZM95 218V217H94ZM97 218L99 219V220H97ZM126 218V219H125ZM128 218V219H127ZM144 218V219H143ZM191 217H189L188 219H190ZM45 219H48V220H50L49 222H48V220H45ZM52 219V220H51ZM78 219H79V221H78ZM83 219V220H82ZM86 219H87V221H86ZM107 219V220H106ZM130 219V220H129ZM140 219V220H141ZM159 218H157V220H158ZM42 220H44V221H42ZM55 220V221H54ZM60 221V223H59V221ZM101 220V221H100ZM144 220V221H143ZM181 220V219H180ZM196 220H198V218H196ZM42 221V222H41ZM57 221H58V223L59 224H62L61 226H59V224L57 223ZM68 221V222H67ZM70 221V222H69ZM81 221H84V222H82V223H85V224H82L81 223ZM102 221H104L103 223L105 224V226H104V224H101V222ZM145 221H147V222H145ZM152 223H150V222ZM44 222V223H43ZM62 222V223H61ZM78 222H79V224L81 225L82 224V226H84V229H85V233L83 234L82 233V231L81 230H83L84 231V229L83 228H81L82 226H80L79 224H78ZM88 222V223H87ZM100 222V223H99ZM110 222V223H109ZM113 222V221H112ZM158 222H160V219H159V221ZM43 223V224H42ZM55 223V225H53ZM65 223V224H64ZM69 223V224H68ZM77 223V224H76ZM108 225H107V224ZM117 223V222H116ZM149 223V224H148ZM158 224V225H156V224ZM45 224V225H44ZM46 224H47V226H46ZM64 224V225H63ZM95 224V225H94ZM151 224V225H150ZM154 224H155V227H153L154 226ZM43 225H44V227H43ZM51 225H53V226H51ZM56 225L58 226V227H56ZM101 225H103V227L101 226ZM137 227H136V226ZM152 226V227H150L149 229H148V227L149 226ZM187 225V224H186ZM46 226V227H45ZM64 226H66L65 228H64ZM74 226V227H73ZM76 226L78 227L77 228V230H78V232L80 233V234H78V232L76 231ZM127 226V227H126ZM131 228H130V227ZM133 226H135V227H133ZM159 226V227H158ZM182 226V230H185V228L183 229V227H185V224H183V225H181ZM41 227H43V229H41ZM49 227L51 228V230H49ZM53 227V228H52ZM55 227V228H54ZM102 227V228H101ZM132 227H133V229H132ZM139 227V228H138ZM141 227V228H140ZM157 227V228H156ZM161 227V228H160ZM47 230H46V229ZM59 230V232H58V230ZM64 228V229H63ZM79 228H81V229H79ZM124 228H128V229H124ZM136 228H138V229H136ZM154 229L155 231L157 230V229H159V233L161 232L162 233V235H161V233L158 235V239H160V238H162V240L160 239V240H158L157 239V236H156V233L155 232H153L152 233V229ZM156 228V229H155ZM95 229V230H94ZM109 229H111V231H109ZM57 230V231H56ZM66 230V231H65ZM80 230V231H79ZM134 230H136V232L134 231ZM137 230L138 231H140L137 235H136V233H137ZM41 231V232H40ZM49 231V232H48ZM62 231H64V234H62L63 232ZM72 231V232H71ZM101 231H104L103 233L101 232ZM116 231H118V232H116V234H115V232ZM47 232H48V234H47ZM58 234H57V233ZM93 232V233H92ZM98 232H99V234L100 233H102V238L105 240H102V238L101 237H99L100 235H98ZM107 232H108V234H107ZM112 232H114V234L112 233ZM150 232V234L152 233V234H154V236L151 234H148ZM65 233H66V235H65ZM106 233V234H105ZM111 233V234H110ZM145 233V232H144ZM44 234V235H43ZM83 234V235H82ZM94 234V235H93ZM147 234H148V236H147ZM157 234H158V232H157ZM164 234V235H163ZM42 235V236H41ZM63 235V236H62ZM78 235H80V236H78ZM85 235V237L83 238V236ZM105 235V236H104ZM27 236V237H26ZM37 236V237H36ZM39 236V237H38ZM45 236L46 237H48V238H45ZM70 238H69V237ZM73 236H74V238H73ZM87 236V237H86ZM110 236H112V237H110ZM122 236H124V239L126 240H124L123 239V237ZM147 236V237H146ZM162 236V237H161ZM35 239H34V238ZM42 238V240H41V238ZM67 239H66V238ZM97 237V238H96ZM105 237V238H104ZM117 237V238H116ZM120 237H121V239H120ZM143 237H144V235H143ZM163 237H164V239H163ZM26 238V239H25ZM50 238V239H49ZM78 240H77V239ZM85 238H87V240L85 239ZM92 238V239H91ZM94 238V239H93ZM99 238H101V240L103 241V244H99V242L100 243H102V241L99 239ZM109 238V239H108ZM112 238V239H111ZM131 238H133V235H131ZM148 238V239H147ZM156 238V239H155ZM20 239V240H19ZM39 239V240H38ZM46 239H47V242L48 241H50L51 243H53L52 241H54V243L52 244V246H51V250H53V251H55L56 253H58V255L59 256H61L60 257V261H55V259L57 258V260H59V256L58 255H56V256H58V257H54V259H52L53 258V254L55 253V252H52L51 253V250L49 251V245L48 244H50V242L47 244L46 243ZM49 239V240H48ZM54 239V240H53ZM57 239V240H56ZM74 240V241H76V242H74V241H71V240ZM76 239V240H75ZM84 239V240H83ZM111 239V240H110ZM154 239L157 241H159V242H161V244L159 243L158 244V241H157V243L156 244H154V242H156V241H154ZM28 240V241H27ZM45 240V241H44ZM52 240V241H51ZM59 240V241H58ZM60 240H61V242H60ZM89 240V241H88ZM106 240H107V242H106ZM132 240V241H131ZM164 240V241H163ZM21 241V242H20ZM24 241V242H23ZM27 241V242H26ZM40 241V242H39ZM71 241V242H70ZM85 241L87 242V243H85ZM91 241V242H90ZM92 241H93V243H92ZM121 241L122 242H124V244L126 245V244H129L128 246H126V249H125V246L123 247L122 245H124V244H121ZM128 241V242H127ZM22 242H23V244H22ZM31 242H34L33 244L31 243ZM36 242H37V244H36ZM39 242V243H38ZM45 242V243H44ZM57 242H60L62 245V247H60V245L58 246V244H56ZM90 244H89V243ZM97 242V243H96ZM114 242H116V243H114ZM127 242V243H126ZM130 242V243H129ZM164 242V243H163ZM20 243H21V245H20ZM32 245H31V244ZM59 243V244H60ZM66 243H68V244H66ZM92 243V244H91ZM143 243V242H142ZM16 244V245H15ZM26 244V246L27 245H29V247L30 248H28V246H27V249L28 250H30L31 251V253L27 250V249H25L26 248V246H24ZM46 244H47V248H46ZM71 244V245H70ZM87 244V245H86ZM90 246H89V245ZM106 244H108V246L106 245ZM117 244H120V247H115V246H117ZM130 244H131V246H130ZM158 244V245H157ZM24 247H23V246ZM34 245V246H33ZM36 245V246H35ZM44 245H45V247H44ZM51 245V244H50ZM55 245H57L56 247H58L57 249H61V251L60 250H58L59 252H57V249H56V247L54 248V249H52L53 247ZM78 247H77V246ZM91 245H92V248L94 249V251H93V253L95 252L96 253V255H95V253L92 255L91 254V252L89 253V248L91 247ZM97 245H100V246H103V247H105V249H103V247H99V246H97ZM110 245H111V247H110ZM137 245V246H136ZM140 245L143 247L144 246V249L143 248H141L140 249ZM41 246V247H40ZM44 247V249H43V247ZM49 246V247H48ZM86 246H89V247H86ZM96 246H97V248H96ZM113 246V247H112ZM19 247V248H18ZM23 247V248H22ZM31 247H33L32 249H31ZM39 247V248H38ZM121 247H123V248H121ZM129 249H128V248ZM133 247V248H132ZM136 247H137V249H140L141 251H138V250H136ZM146 247H147V249H146ZM19 250H18V249ZM22 249V251H23V249H24V251H23V253H22V251H21V249ZM78 248V249H77ZM92 248H90V251L91 250H93ZM98 248H100V249H98ZM107 248V249H106ZM115 248H118V249H115ZM120 248V249H119ZM150 248H152V247H150ZM37 249V250H36ZM38 249H40V250H38ZM74 249H75V251H74ZM128 249V250H127ZM147 251H146V250ZM27 250V252H25ZM34 250V251H33ZM46 250V251H45ZM96 250V251H95ZM103 250V251H102ZM111 250V251H110ZM117 250H119V251H117ZM131 252H130V251ZM142 250L144 251V252H142ZM163 250V251H162ZM18 251H19V253H22L23 255H21L20 254V256L18 255ZM37 251V252H36ZM39 251V252H38ZM43 251V252H42ZM99 251H101V252H99ZM139 252V255H138V253H136V252ZM148 251H149V257H150V255H151V258H149L148 257ZM33 252V253H32ZM46 252V253H45ZM71 252V253H70ZM86 252V253H85ZM98 252H99V254L100 255H97L98 254ZM115 252H117V254L115 253ZM133 252L134 253H136L137 255H138V257H137V255H134L133 254ZM145 252H147V254H146V256H145ZM151 252H153V251H151ZM161 252V253H160ZM25 253H30L29 254V256H28V254H26V255H24ZM39 253V254H38ZM43 253H45V254H43ZM144 255H143V254ZM7 255H8V253H6ZM41 257H38V255ZM40 254H42V255H40ZM46 254H48V255H46ZM50 254V255H49ZM72 254V255H71ZM88 255V258H87V256H85V255ZM116 254V255H115ZM125 254H123V255H125ZM128 254H130L131 255V257H132V259H133V261H132V259H131V257H129L128 258V260L126 259V261L124 262V260H125V258H127V255ZM133 254V255H132ZM7 255H5V256H7ZM32 255V256H31ZM44 255L46 256V258H44ZM52 255V256H51ZM54 255V256H55ZM78 255H79V257H78ZM114 255H115V257H114ZM144 257H143V256ZM22 256V257H21ZM47 256H48V259H47ZM50 256V257H49ZM63 256V257H62ZM118 256V257H117ZM129 256V255H128ZM264 255H262V256H259L258 254H256L255 255V257L256 258H258V262H259V264H263V259L262 258H264L263 257ZM21 257V258H20ZM30 257V258H29ZM64 257H66V259L64 258ZM74 257V258H73ZM76 257L78 258L77 260H76ZM86 257V258H85ZM135 258V260H134V258ZM141 257V258H140ZM142 257H143V259H142ZM154 257V258H155ZM260 257V258H259ZM17 258V259H16ZM18 258H20V259H18ZM27 259L28 258V260H26V263H25V260L24 259ZM32 259L31 260V262L33 261V263L34 262H36L35 260L36 259ZM40 258V260H39V262H38V259ZM61 258L62 259H65V260H61ZM83 258V259H82ZM97 258H95L96 259V262L97 263H99V261H97L98 259ZM111 258V259H110ZM118 258L120 259V260H118ZM22 259V260H21ZM43 259V260H42ZM75 259V260H74ZM86 259V260H85ZM91 259V260H92ZM109 259H110V261H109ZM114 259V260H113ZM116 259H117V261H116ZM136 259H138V260H140V262H138V260H136ZM146 259L148 260V261H146ZM151 259V260H150ZM177 259H179L178 257L176 258V259H174V262H175V264H179L177 261ZM181 259V258H180ZM179 259V260H180ZM18 260H20V261H18ZM85 260V261H84ZM153 260V261H152ZM162 260V261H161ZM255 262H256V260H255V258L253 259ZM18 261V262H17ZM41 261V262H40ZM43 261H46V262H43ZM55 261V262H54ZM89 261V260H88ZM113 261V262H112ZM114 261L116 262V263H114ZM155 261V262H154ZM181 261V260H180ZM179 261V262H180ZM89 262H91V264H93L92 263V261H89ZM89 262H87V264H90ZM96 262H94V264H97ZM128 262V263H127ZM185 261H184V259L182 260V262H180L181 264H183ZM229 263L228 264H234V261L233 262H231V260H229L228 261ZM48 263V264H49ZM133 263V264H134ZM165 263V262H164ZM163 263V264H164ZM186 263V262H185ZM184 263V264H185ZM206 263V262H205ZM32 264V263H31ZM34 264H36V263H34ZM101 264V263H100ZM174 264V263H173ZM207 264V263H206ZM222 264H227V262L225 261V262H223Z\"/></svg>",
  "mask_w": 264,
  "mask_h": 264
}]
</instances>
